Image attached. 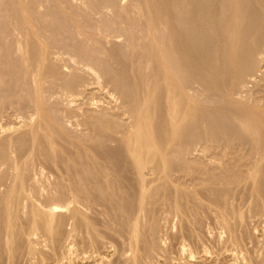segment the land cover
<instances>
[{
  "label": "bare ground",
  "instance_id": "bare-ground-1",
  "mask_svg": "<svg viewBox=\"0 0 264 264\" xmlns=\"http://www.w3.org/2000/svg\"><path fill=\"white\" fill-rule=\"evenodd\" d=\"M122 1V0H121ZM124 2L126 1V0H123ZM122 1V2H123ZM146 1V0H145ZM121 2V3H122ZM127 2V1H126ZM147 2V1H146ZM78 3V2H77ZM24 4V3H23ZM78 4H80V1H79V3ZM124 4V3H123ZM134 4V3H133ZM22 5V4H21ZM108 5V4H107ZM137 5V7H139L140 8V12L141 13H143V12H145V14L144 15H146V13H147V18L145 19V16L144 15H141V16H144L143 18H144V21H143V24H145L142 28H141V26L139 27L138 25V28L136 29V25H134V23H135V21L138 19V17H137V19L136 18H133V16H131L133 19V25L135 26H132V25H130L131 23L130 22H126V23H129V25H130V31H129V33H128V31H127V29L126 30H124V27H125V25H124V27L122 28V29H120L121 31L122 30H124V32L125 31H127V35L125 34V37L124 38H126V41H125V39H124V41H125V43H126V45L128 46L129 44H131V43H134L135 41L137 42V44H136V46L134 47V46H132L133 48H135L136 49V51L138 52L139 51V49H142V47H141V45L140 46H138V44H140L141 42H142V40H141V42L139 41L140 40V33H139V31H142V34H145V35H147L146 37H148V41H149V45H148V47H149V49H147L146 50V57H145V54H143V52H142V55H144V57L146 58V59H144L145 61H147V62H150L151 64H153L155 67L154 68H156L155 70H153L154 68H153V65H151L150 63H148L147 64V62L145 63L144 62V60L142 59V58H140V56L141 55H136V54H139V52L138 53H136L135 52V55L136 56H138V58H140V59H142V62H141V60L139 59L138 61L140 62V63H145L146 65H151L152 67H150V70H151V68H152V74L150 75V73H148L147 72V70H149V69H147V68H149V67H147L146 65H144L145 67H146V69L142 66V64H140L141 65V68L143 67L144 68V70H146V73H148L147 75L150 77V78H148L147 76H145L144 74H142V75H144L143 77H146V78H148V80L147 79H142L143 77H138L137 78V74L141 71V70H138V72H137V70H136V67L134 66V70L136 71H132L130 68H129V66H128V68H129V70H131L135 75V77L137 78V79H141V81L139 80V82H141L140 83V85L141 86H139V88L140 87H143V85L145 86H147L146 88H144L143 87V89L142 90H138L137 89V91H136V93H135V91H134V89H136V87H133V85L134 84H131L132 86L131 87H133L132 89H131V93L133 94L132 96L131 95H129L130 97L129 98H131V99H129V102H130V111L128 110L127 112L130 114V116L129 115H125L126 117H129L128 119H127V121H124V117H122L123 118V120L122 121H124V123L123 124H121L120 122H122L121 120L118 122V123H116V120H115V123L116 124H118V125H116L115 123L113 124V127L115 128V126L114 125H116V126H121L122 128H121V131L119 132L120 133V135L122 134V132H123V136H122V139H120V142L123 144V146H124V149L126 150V152H127V154H128V158H129V160L131 161H128L127 159V155H125L126 156V158H125V160H127L128 162H129V164L130 165H128V167H126L127 166V164H128V162L126 163V166L124 165V167H126V169H127V171L129 172L130 170H131V172H127V171H125V173H128V174H125L124 173V170H126L124 167H123V164H121L122 165V167H120L121 165H115L114 164V162L116 163V162H118L115 158V160L116 161H113V157H114V153H112V151H111V153H112V155H108V154H106V155H104V156H110V158H111V156H113L111 159H112V161H110V160H108L109 162H111L112 164H114V165H109V163L108 162H106V163H108V164H104V161L105 160H101V161H103V163L102 162H100V163H97V162H95V164H92L91 162V164H88L89 163V161H87V164H85V165H83V163L84 162H82V160L83 161H85L86 159H80L81 160V162H79V163H81L80 165H78V167H77V165H76V163H73L74 165H76V166H74V167H77L78 169H70V168H72L71 167V165H70V163H72V161L70 162V160H69V170H67L66 168H61V166H60V164L58 165V164H56L55 162H57V161H53V160H55L56 158H58L57 156L58 155H56V157L53 159L52 157H54L55 156V154L53 153L51 156L52 157H48V155L49 154H51L50 153V151L51 150H56V148L55 149H53V147H56L55 146V144H53L54 142L56 143V144H58L56 141H54V138H55V136H54V138L52 137L53 136V134L55 135V132L57 131V129H55L54 130V128L53 129H51L50 127L51 126H47V124H53V121H51L50 119H49V117L48 118H44V116H43V118L44 119H46V120H50L51 122L49 123H47V124H45L46 122L44 121V119L42 120V119H39V122H43L44 121V123H36V125L37 126H39L38 128H37V126L35 125V123L34 124H31L32 126L33 125H35L36 126V130H35V133L33 134L32 132H33V130L32 131H30L31 133V135L29 134V132H28V135L30 136V137H33L31 140H33V141H31L32 143L30 144V141L28 142L30 145H32V147H33V145L35 146L36 145V143H38L39 145L38 146H40L41 144H45L46 146H44V149H45V147H46V149L49 151V152H47V151H45L46 152V157H48L47 159H49L50 161H51V158L53 159L52 160V164L49 166V167H47V164H45V162H41L40 161V159L42 158H39L38 157V154H40L39 156H41V153L39 152V153H34L33 155H36L37 157H34L35 159L36 158H39V161H38V159H37V161L38 162H40V163H37V164H43L44 165V167H42V166H40L38 169L35 167V169H37L35 172L37 173L36 175H34L33 176V174H34V171L33 170H31V172L33 171V174H31L32 175V177H31V175H29L28 177H26L25 175H24V169H25V166H27L26 164H29V159H31L30 157L32 156V153L31 152H29L28 151V148H29V150L31 151L32 149H30V147H26L27 148V153L24 151V150H22V148L20 149V147L18 146V144H17V142H16V145L19 147V150L21 151H24V152H20V156L22 157L21 159V161L23 162V163H21V164H18V163H16L15 162V159H13L12 158V156H14V155H12V156H10V153L12 154V152H15L16 151V149L15 150H13V151H9V152H7V150L5 151V153L7 152V153H9V155H5V157L6 158H4V160H6L7 159V157L10 159V158H12L13 159V161H11V162H9V161H4V162H1L0 163V173L2 174L3 173V175H4V173H7L8 174V177H3V175L1 176V178H0V264H4V262L2 263V256L4 257V256H6V258H7V260H9V262H10V258L13 256V253H14V248L15 247H17V246H15V243L17 242V241H19L20 242V239H18V238H23V240L25 241V243L27 244V246H28V248L32 251V252H35L36 250L38 251V249H36L37 248V246H41V247H43V249H44V246H53L52 248L54 249V245H55V248H56V245H58V244H63V246H65L66 248H64V249H66V251H67V253L68 254H70V257H73L72 256V254H73V251H75V256H74V259L76 258L78 261H82L81 263L82 264H111V260L113 259V257L115 258L116 257V255H118L119 253H122V254H124V256L126 257H124L122 254V257H124L127 261L126 262H128V264H166V261L165 260H168V258L166 257V259H164L165 258V256H163L164 258H161L162 256H157L156 254V256H154L153 254H151L152 252H155L154 250L150 253V256L148 255L147 256V254H145L146 253V251H144L143 249H146V250H148L147 248H144V246H143V241L144 240H147L146 238H149V240H150V237L149 236H151V232H152V230H153V232L155 233L156 231H154V230H156V229H154V226H153V221L155 220V218L156 217H159V219H161L160 217H162V219L163 220H165V223H164V221L163 220H158V219H156L157 221H159L160 223H161V221H163V223L165 224V227L168 229V228H172V226H173V222H174V220L175 219H177L178 221H179V224L177 223V225H178V227L180 228V230L181 229H183V230H185V228H187V227H190L191 226V223L193 224V220L195 221V217L193 218V220H192V217H193V215L192 214H194L193 212H197L196 210L198 209V208H200V207H198V206H196V204L198 205V200L200 201L201 199H202V201L201 202H204V200H207L209 197H210V195H208L209 197H207V198H205V199H203L202 197H201V199H197V203L194 201V204L195 205H193L192 204V206L191 205H187V204H185V203H192V201L195 199L196 200V198H193V200L192 201H190L191 200V197H190V199L189 200H185V198H187V196H190V195H193L194 197H197V195L199 194L200 195V193H205L206 191H208V189H206L205 187H209L208 185L209 184H207V186H206V183H208V182H210V183H212V186H213V182L216 180V175H214L215 173H217V177H219L220 176V168L218 167V166H221V165H223L222 163H218V165H216L215 167H217V168H219V170L220 171H218L219 172V174H218V172H216L215 170H217V168L214 170V172L215 173H213V169L211 170V168L210 169H208L205 165H204V163H203V166H204V169H202V170H198L197 169V171H195V172H193V173H182L181 171L180 172H178L177 171V173L175 174V172L173 173V175L172 174H170L169 172V174L167 173V167L168 166H166L167 164H168V161H167V159H169V158H165L166 156H167V154L168 153H170L171 151H169V150H173V149H171L172 148V146L176 143H173V145L170 147V149H169V146L172 144L171 142H174V140H175V136L177 135V134H179V132L181 133V131H183V129H185V127H186V125H188L187 124V122L189 121V119L193 116L194 117V115L196 114V112H195V110H196V106L192 103V101H191V99L189 98V96H188V92H187V88L185 89V85H183V87L181 86V84L180 83H178V80H182V77H180V73H182L181 71H188L189 70V72H195V74H193V75H200V76H198L199 78L202 76V75H205V80L207 81V80H210L211 81V83H212V85H213V89L211 90V88H209V90H211L210 92H211V95H210V93H208V92H206V91H204L203 90V92H205V93H208L207 95H210V96H212V97H214V96H220V97H222V98H224V100L223 101H225L227 104L226 105H228V107L230 108V109H233L234 110V113H233V111L232 110H230V112L231 113H233V114H235V118H236V121H235V123L237 122V126L239 127V128H241V129H238V130H243L244 131V133H246L247 135H249L250 136V141H252V146L254 147V148H256V152H257V154H258V156L259 157H257L256 156V158L255 157H253V158H251V157H248V156H251V155H248V156H246L247 155V153H246V155H245V157L249 160V158H251V160H249L250 162H248V160L247 159H245V160H247V162H245V164H241V167L242 168H244V169H242V171H243V173H241V178L239 177V179L238 180H240V181H237V179L235 180V178H234V180H233V182H236L237 181V183L239 182V183H243V182H245V184H243V186H242V183L241 184H239L240 186H237V187H242V189H243V187H244V185H247V187H250V191L251 192H249L250 194H252V196L254 195V196H256L258 199L256 200V201H258L259 199L264 203V184L262 185L261 184V178L263 177L262 176V174L264 175V173L262 172V170L264 169V163H263V161H264V108L262 107V106H264V105H262L261 107H260V104L259 105H257V104H252V103H259L258 101V99L256 98L255 100H253V98H252V101H248V99L249 100H251V98L249 97V92L247 91V93L245 92V91H242V90H240L239 92H235V93H233V92H231V93H229V91L228 92H226V91H223L222 89V87H220L221 85H220V83H221V81L223 80V81H227L226 79H227V76H226V79H225V74L227 75L228 73H225V70L223 71V73H225L224 74V79H220V81H217V76L216 75H214V73L216 74V72H218L219 73V71H214L215 70V68H214V70H213V68H212V66H213V64L211 65V67H210V64H209V62H207V64H209V66L207 65H205L204 63H205V58H207V55L208 54H210L209 52H211L212 50H214V51H218L219 53L221 52V55H223V53H227V56L226 55H224V56H226L227 58L229 57L228 56V54L229 55H233V56H230V58L231 59H229V61H228V59L226 60V59H224V61H225V63H226V61L228 62V66H226V64L224 63V61L223 62H221L222 63V65H224V67L226 66V67H228L229 69L232 67V65L234 64V62H235V65H236V62H240L242 59H243V63H244V58L245 59H247V61H249V59L252 61V65H253V60H254V58H256V57H258V56H260L261 57V59H263L262 57H264L263 55L261 56V54H263L264 53V0H154V2H147L144 6H143V10L141 9V7H140V5L139 4H137V3H135L134 4V6H136ZM23 6V5H22ZM78 6V5H77ZM113 6V5H112ZM130 6H133V5H130ZM19 7V6H18ZM24 7V6H23ZM75 7V6H74ZM17 8V7H16ZM25 8V7H24ZM78 8H80V7H78ZM111 8V7H110ZM124 8V7H123ZM21 9H22V7H21ZM20 9V10H21ZM25 9H27V8H25ZM77 9V8H76ZM116 9H118V8H116ZM126 9H128V8H126ZM125 9V10H126ZM101 10V9H100ZM104 10V9H103ZM112 10V9H111ZM134 10H135V8H134ZM99 11V10H98ZM97 11V12H98ZM116 11V10H115ZM122 11H124V10H122ZM131 12H132V10H130ZM136 11V10H135ZM195 11V12H194ZM20 12V11H19ZM27 12H28V10L25 12L26 13V16H27ZM96 12V11H95ZM96 12V13H97ZM121 12V11H120ZM120 12H119V14H120ZM134 12V11H133ZM132 12V13H133ZM139 12V11H138ZM138 12L136 13V12H134L135 14H138ZM192 12L193 13H195V15H193L192 14ZM206 12V13H205ZM23 13H24V10H23ZM23 13L21 14V15H23ZM100 13H102V15L105 17V14L106 13H104V11L102 12V10H101V12ZM113 13V12H112ZM115 13V12H114ZM123 13V12H122ZM120 14V15H123V14ZM124 13H126V11L124 12ZM205 13V14H204ZM107 14H109L108 12H107ZM118 14V13H117ZM116 14V15H117ZM127 14H129L128 12H127ZM97 15V14H96ZM138 15H140V14H138ZM204 15H206V16H204V18L206 17V18H208V19H206V20H208V21H210L209 23L210 24H206V23H208V22H206L204 19H202L203 18V16ZM25 16V15H24ZM101 16V15H100ZM99 16V17H100ZM103 16H101L100 18H102V22H100L99 20V22H100V28H99V30L101 29L103 32H101L100 31V33H105L104 32V28H103V25H101V23H103V19H104V17ZM115 16V15H114ZM118 16V18H119V15H117ZM125 16V15H124ZM123 16V17H124ZM127 16V15H126ZM140 16V17H141ZM23 17V16H22ZM28 17V16H27ZM94 17V16H93ZM109 17V16H108ZM113 17V16H112ZM122 17V18H123ZM129 17H130V15H129ZM129 17L127 16V18H125V19H127V21L129 20ZM136 17V16H135ZM97 18V17H96ZM110 18V17H109ZM108 18V19H109ZM142 18V17H141ZM225 18H227V20L225 19ZM112 19V18H111ZM124 19V20H125ZM134 19H136L135 21H134ZM140 19V18H139ZM138 19V20H139ZM23 20V19H22ZM101 20V19H100ZM116 20H118V19H116ZM132 20L130 19V21L132 22ZM220 20H222V22H223V20H225V21H227L226 23L227 24H225L226 26L224 27V25H222L220 22ZM27 21H30V22H32V20H27L26 19V22ZM93 21H94V19H93ZM105 21V20H104ZM108 21V20H107ZM106 21V22H107ZM141 21V20H140ZM204 21L206 22L205 24H204ZM218 21H219V23H218ZM26 22H24V23H26ZM94 22H96V21H94ZM113 22V21H112ZM122 22H125V21H123L122 20ZM137 22V21H136ZM24 23H22V24H24ZM90 23H92L93 24V22H90ZM111 23V22H110ZM116 23V22H115ZM139 23V22H138ZM28 24V23H27ZM27 24H25L24 26H27V27H29V25H27ZM92 24H91V26H92ZM97 24V23H96ZM96 24H94L95 26H96ZM107 24H108V22H107ZM123 24H125V23H123ZM99 25H97V26H99ZM109 25V24H108ZM111 25V24H110ZM127 25V24H126ZM140 25V24H139ZM31 26V25H30ZM88 26V25H87ZM114 26V25H113ZM116 27H117V24L115 25ZM119 26V25H118ZM32 27V26H31ZM102 27V28H101ZM107 26H105V28H106ZM128 27V26H127ZM144 27H145V30H141V29H144ZM34 28V27H33ZM32 28V29H33ZM85 28V27H84ZM83 28V29H84ZM95 28V27H94ZM109 28H112V27H109ZM115 28V27H114ZM30 30V27H29V30H30V32L31 31H34V30ZM83 29H79V32L81 31L82 33H83V35L85 36L86 34H87V32L88 31H86V34H84L85 32L84 31H82ZM93 29V28H92ZM119 29V28H118ZM133 29L134 30H136L137 32H135V31H133ZM21 30H23L22 28H21ZM29 30L27 31V35H29ZM59 30V29H58ZM89 30V29H88ZM106 31L108 30V29H105ZM112 30V29H111ZM117 30V29H116ZM120 30H118V32L120 31ZM16 32L18 31V29L17 30H15ZM25 31V30H24ZM57 31V30H56ZM78 31V30H77ZM77 31L75 30L74 32H76L77 33ZM91 31V30H90ZM93 31V30H92ZM95 31H97V29L95 30L94 29V31H93V33L95 32ZM37 32V31H36ZM36 32H34V34L36 35V38H37V33ZM59 32V31H58ZM80 32V34H82ZM117 32V31H116ZM23 33V32H22ZM45 33V32H44ZM56 33V32H55ZM98 34H99V32H97ZM96 33V34H97ZM108 33V32H107ZM107 33H105V34H99L100 36L99 37H103L104 39H105V42L107 41L106 40V34ZM209 34L210 36H211V38H207L204 34ZM32 34V33H31ZM45 34H47V33H45ZM56 34H58V33H56ZM56 34H54V35H56ZM75 34V33H74ZM79 34V35H80ZM90 34V33H89ZM97 34V35H98ZM111 34V33H110ZM110 34H109V36H110ZM120 34V33H119ZM119 34H117V38H116V35L114 36L116 39H119L118 38V35ZM123 34V33H122ZM18 35V34H17ZM17 35H15V36H17ZM26 35V36H27ZM40 35V34H39ZM54 35L52 36V37H54ZM62 35V34H61ZM76 35V34H75ZM90 35H92V33L90 34ZM96 35V36H97ZM108 35V34H107ZM112 35V37H113V35L114 34H111ZM121 35V34H120ZM14 36V35H13ZM30 37H31V35H29ZM34 35H32V37H33ZM44 36V35H43ZM59 36H60V34H59ZM59 36L57 37V39L59 38ZM84 36H82V37H84ZM88 36V35H87ZM95 36V35H94ZM105 36V37H104ZM109 36H107L108 38H109ZM122 36V35H121ZM127 36V37H126ZM138 36H139V38H138ZM203 36H205V38H207V39H210V40H212V42L210 41V43L208 42V43H206V41L205 42H203L202 43V39H205V38H202ZM17 37H19V36H17ZM22 37V36H21ZM31 37V38H32ZM42 37V36H41ZM44 37H46V36H44ZM47 37H48V35H47ZM50 37V36H49ZM81 37V38H82ZM93 36H91V38H92ZM99 37H97V38H94V39H96V41H97V43L99 42V47H97L98 49H100V50H98L97 51V53L98 54H101L100 56H102V58L103 59H105V56H110L113 52H115L116 50H115V48H112V47H115L116 45H117V47L119 48V46H118V44H119V42L117 43V44H115V46H114V43H116L115 41H116V39L114 40L112 37H110V38H112L114 41V43H112V44H107L106 43V45L103 43V38L102 39H100ZM142 37H144V36H141V38ZM30 38V40L29 41H31L32 39ZM35 38V37H34ZM33 38V39H34ZM65 38V37H64ZM87 38V40H88V42H90L89 41V39L91 40V38H90V36L89 37H86ZM89 38V39H88ZM92 38V39H93ZM120 38H122V37H120ZM23 39V38H22ZM37 39H39V37L37 38ZM41 39V38H40ZM44 39H47V38H44ZM68 39V38H67ZM66 39V40H67ZM98 39V40H97ZM144 39V38H143ZM206 39V40H207ZM18 40H21V39H19L18 38ZM35 40V39H34ZM33 40V41H34ZM42 40V39H41ZM48 40H51V39H48ZM52 40H54V38L52 39ZM62 40V39H61ZM82 40H84V39H81V43L83 42ZM86 39L84 40V42H86L87 41ZM111 39H109V41H110ZM145 40H147L146 38H145ZM15 41V40H14ZM38 41V40H37ZM40 41V40H39ZM46 41V40H45ZM54 41H56V38H55V40ZM58 41V40H57ZM96 41L94 40H92L91 42H93V44L95 45V46H98V45H96ZM109 41H107V42H109ZM193 41H195V42H193ZM208 41V40H207ZM35 42H36V40H35ZM40 42H42V43H45V42H43V41H40ZM51 42L52 41H50V44H51ZM59 42H60V40H59ZM59 42L58 43H56V44H58L57 46H59V50H55L56 48L58 49V47H56V48H53L54 49V51L52 50L51 51V49H52V47L53 46H51L50 47V45L49 46H47V48L49 49L50 48V51H43V50H41L40 48H41V46H40V44L41 43H39V42H37V44L39 43V49H40V51L43 53L42 54V56L40 57V55L41 54H34L33 53V55H32V57L34 56L35 57V55H38L40 58H38V56H37V59H39V63H38V65H37V67H38V69L40 68L41 69V67H42V71H43V68H45L44 70H46V67H44V66H47L48 64L50 65V61H53L54 60V62H55V58H59L60 57V55L59 54H61V52H60V50L64 53V54H66V49L68 50V53H69V51H70V53L71 52H73L74 53V51L76 52V50H77V47H73V48H76L75 50L72 48V50H71V47H72V45H71V47L69 46V49L68 48H66V49H64V47H66L64 44L66 43H60V45H62L63 44V48H62V46H61V48L62 49H60V45H59ZM62 42H63V40H62ZM69 42H70V40H69ZM80 42V40L78 39V44H81V43H79ZM110 42H112V40L110 41ZM147 42V41H146ZM16 43H17V40H16ZM19 43V45H20V43H22V42H18ZM30 43H32V41L30 42ZM53 43V42H52ZM206 43V44H205ZM35 44V43H34ZM33 44V45H34ZM46 45H47V43H45ZM45 44H43L44 46H45ZM54 44V43H53ZM67 44V43H66ZM74 44V43H73ZM77 44V45H78ZM86 44L87 43H85L84 45L86 46ZM148 44V43H147ZM18 45V44H17ZM26 45V44H25ZM36 45V44H35ZM34 45V46H35ZM42 45V44H41ZM42 45V46H43ZM76 45V44H75ZM76 45V46H77ZM83 45V44H82ZM83 45V46H84ZM88 45V44H87ZM89 45H90V43H89ZM88 45V47H90ZM94 45H91V47H92V49H91V51L93 52V53H95L96 51H94V49H96V48H93V46ZM110 45H113L112 47L110 46ZM132 45V44H131ZM131 45H129V46H131ZM142 45H145L143 42H142ZM22 46V45H21ZM44 46L42 47V49L44 48ZM56 45H54V47H55ZM79 46V45H78ZM94 46V47H95ZM108 46H110V48L113 50H115V51H110V55H108L107 54V52H108V50H107V52H106V50L105 49H107V47ZM23 47V46H22ZM36 47V46H35ZM46 47V46H45ZM87 47V46H86ZM86 47H84V48H82L83 49V51H86V50H88V47H87V49L86 50H84ZM90 47V48H91ZM138 47H140V48H138ZM146 47L147 46H145V49H146ZM24 48V47H23ZM46 48V49H47ZM90 48H89V50H90ZM138 48V49H137ZM20 49V48H19ZM28 49V48H27ZM31 49H32V46H31ZM30 49V50H31ZM35 49V48H34ZM33 49V50H34ZM39 49H37V51L39 50ZM47 49V50H48ZM82 50L81 49V45H80V47H78V50ZM117 49V48H116ZM228 49V50H227ZM103 50H105V52L103 51ZM118 50H120V48L118 49ZM128 50H129V48H128ZM127 50V51H128ZM144 50V49H143ZM142 50V51H143ZM18 52H19V50H17ZM17 51H15V52H17ZM22 50H20V52H21ZM36 51V50H35ZM35 51H33V52H35ZM91 51L89 52V51H87V52H89V54L91 53ZM99 51H102V53H105V54H107V55H103L101 52H99ZM126 51V52H127ZM130 51H131V49H130ZM129 51V52H130ZM133 51H135L134 49H133ZM145 51V50H144ZM226 51V52H225ZM228 51V52H227ZM78 52V51H77ZM119 55H120V52L119 51H116ZM128 52V53H129ZM147 52H149V53H147ZM213 52V51H212ZM37 53V52H36ZM67 53V54H68ZM70 53L68 54L69 55V57H70ZM85 53V52H84ZM93 53H91V54H93ZM117 53H116V55L114 54V56H118L117 55ZM132 53H134V52H132ZM131 52H130V54H132ZM215 53V52H214ZM64 54H63V56H64ZM66 54V55H67ZM75 54V53H74ZM76 54H79V52L78 53H76ZM80 54H81V51H80ZM79 54V55H80ZM112 54V55H113ZM124 54V53H123ZM140 54H141V52H140ZM22 55V54H21ZM65 55V57H67ZM73 55V54H72ZM82 55V54H81ZM80 55V56H81ZM84 55H87V57H85V59L83 58V56ZM84 55H82V58L84 59L83 61H82V58H81V60H79V61H81V62H79V61H77V63L79 64H81V63H83V65L85 66L84 68L86 69V70H88L89 72H92V69L90 68V66L93 64V62L97 59V58H95L96 56L95 55H97L96 53L95 54H93L92 55V57H94V60H93V62H92V60L91 59H93L92 57H91V55L89 56L88 55V53H86V54H84ZM112 55H111V57H112ZM133 55V54H132ZM135 55H133L134 56V59H135ZM215 55V54H214ZM218 55V54H217ZM220 55V54H219ZM218 55V56H219ZM98 56V55H97ZM113 56V57H114ZM122 56V55H121ZM128 56H129V54H128ZM213 55L211 54V57H212ZM17 57V56H16ZM20 57V56H19ZM18 57V58H19ZM24 57V56H23ZM30 57H31V55H30ZM52 57H54V59H52ZM74 58V56H71V58ZM78 57V56H77ZM91 57V58H90ZM119 57V56H118ZM125 57V56H124ZM141 57H143V56H141ZM143 57V58H144ZM216 56H214V58H215ZM221 57H223V56H221ZM225 57V58H226ZM254 57V58H253ZM259 57V58H260ZM17 58V59H18ZM36 58V57H35ZM61 58V57H60ZM101 57H100V59H102ZM115 58V57H114ZM114 58H112L113 60H115V62H116V60H118L119 58H116V59H114ZM126 59H129L130 58V56L127 58V56L125 57ZM133 58V57H132ZM137 58V59H138ZM210 58V55H209V57H208V59ZM213 58V59H214ZM219 59H218V61L220 60V57H218ZM16 59V60H17ZM64 59V57H62V60ZM65 59H68V58H65ZM76 59H79V58H76L75 57V60ZM98 59H99V56H98ZM102 59V60H103ZM108 60H110V57L109 58H107ZM123 59V58H122ZM125 59V60H126ZM131 60V62L132 61H136V59L135 60ZM217 59V58H216ZM57 60V59H56ZM59 60V59H58ZM57 60V61H58ZM107 60V61H108ZM211 59H209V61H210ZM233 60V61H232ZM28 61H30L29 59H28ZM33 61H36L34 58H33V60L32 61H30V62H33ZM68 61V60H67ZM100 61V60H99ZM118 61H120V63L122 64V61L119 59ZM118 61L116 62V63H118ZM206 61H207V59H206ZM213 61V60H212ZM231 61H232V63H231ZM256 61V60H255ZM254 61V62H255ZM53 62V63H54ZM61 62V61H60ZM60 62H59V64H60ZM65 61L63 60V64H67V62L66 63H64ZM68 62H70V60L68 61ZM71 62L73 63V60H71ZM96 62V63H95ZM94 63V65H95V67L96 66H98L99 64H103L104 62L103 61H101V63L99 62V63H97L98 62V60L97 61H95ZM105 62H106V59H105ZM111 62H112V60H111ZM115 62H112V63H114L113 65H115L116 63ZM123 62H124V59H123ZM130 62V67H131V65L133 66V65H135L136 63L135 62H133L134 64H132ZM137 62V61H136ZM215 62V61H214ZM229 62L231 63L230 65V67H229ZM262 62V61H261ZM264 62V61H263ZM23 63H25L24 61H23ZM56 63H58V62H56ZM76 63V62H75ZM75 63H73L74 65H76ZM107 63H109V61L107 62ZM120 63H118L119 64V66L121 65ZM128 63V62H127ZM216 64H218V62H215ZM220 63V61H219V64H221ZM249 63V65L251 64L250 62H248ZM247 63V64H248ZM27 64V63H26ZM34 64H36V62L34 63ZM63 64H62V66H63ZM69 64H71V63H69ZM69 64H67L68 66H70ZM110 64V63H109ZM126 64V63H125ZM139 63H137V65H138ZM245 64H246V62H245ZM257 66H258V60H257V63H255ZM254 64V65H255ZM259 64H260V61H259ZM33 65V64H32ZM31 64H30V68H31V66H32ZM51 65H52V63H51ZM54 65V64H53ZM67 65H64V67L65 68H68L67 67ZM73 65V66H74ZM83 65H78V67L79 66H83ZM103 65H105V63L103 64ZM102 65V66H103ZM107 65V64H106ZM111 65V68H113L114 70H117V71H119V69H120V67L119 66H117L119 69H115V66L113 67L112 66V64H110ZM139 65V66H140ZM221 65V66H222ZM261 65V64H260ZM26 66H28V65H25V67ZM73 66H72V64H71V67H69L70 69L71 68H73ZM126 66V65H125ZM218 67H219V65H217ZM220 66V67H221ZM234 66V65H233ZM236 66H238V64L236 65ZM245 66V65H244ZM20 67H21V65H20ZM49 67V66H48ZM50 67H53V66H50ZM49 67V68H50ZM64 67H61L62 69L64 68ZM94 66H93V71H94V69H95V71L96 70H98L99 71V68H100V66H99V68H95ZM123 67V66H122ZM121 67V68H122ZM216 68V69H219V68ZM256 66H253V68H255ZM260 67V66H259ZM34 68H35V70L37 69L36 67H33V69L32 70H34ZM56 72L58 73L59 71H61L62 72V70H57L58 68H59V66H58V68H57V65H56ZM61 68H59V69H61ZM64 68V69H65ZM80 69H82L81 67H79ZM104 68V67H103ZM103 68H100V69H102V70H104ZM125 68H127V67H125ZM124 68V69H125ZM137 68H138V66H137ZM212 68V69H211ZM222 68V69H221ZM219 70H223V67H221ZM233 68V71L235 70L234 68L235 67H232ZM247 68V67H246ZM249 69H250V67H248ZM22 69V68H21ZM37 69V70H38ZM39 69V70H40ZM53 69V68H52ZM52 69H50V70H52ZM63 69V70H64ZM70 69H68L67 70V72L70 70ZM74 69H76L75 68V66H74ZM79 69V70H80ZM133 69V68H132ZM140 69V68H139ZM229 69H226V71L227 70H229ZM258 68H256V70H257ZM23 70V69H22ZM47 70H49V69H47ZM107 70H108V68H107ZM107 70H105V71H107ZM121 70V69H120ZM125 70H127V69H125ZM143 70V73H145V71ZM191 70V71H190ZM193 70V71H192ZM237 70V69H236ZM260 70V69H259ZM13 71V70H12ZM18 70H16V72H17ZM24 71V70H23ZM26 71V70H25ZM53 71V70H52ZM52 71H49V73L50 74H52ZM65 72H66V69L64 70ZM63 71V72H64ZM76 71H78V68H77V70ZM96 72V73H99V72ZM101 71V70H100ZM122 71V70H121ZM120 71V72H121ZM232 71V70H231ZM232 71V72H233ZM244 71H246L245 69H244ZM261 71V70H260ZM262 71H264V70H262ZM19 72V71H18ZM62 72V73H63ZM66 72V73H67ZM71 73L73 72V71H70ZM81 72L83 73V71L81 70ZM86 72V75H87V71H85ZM102 72V71H101ZM100 72V73H101ZM112 72V71H111ZM119 72V75L121 74ZM127 72V71H126ZM227 72H230V70L229 71H227ZM240 72V71H239ZM238 71L236 72L237 74L239 73ZM248 72V71H247ZM254 72H259L258 70L257 71H255L254 70ZM22 73V72H21ZM20 73V74H21ZM30 73V72H29ZM39 73V76H43V74L41 75L40 74V71L38 72ZM37 73V74H38ZM60 73V72H59ZM78 73H79V71H78ZM77 73V74H78ZM105 75L104 76H106V78H110L111 77V74H108V71L105 73V72H103ZM109 73H110V70H109ZM112 73H114L115 74V72L113 71ZM118 73V72H117ZM127 73H130V72H127ZM141 73H142V71H141ZM145 73V74H146ZM185 73V72H184ZM183 73V74H184ZM218 73H217V75H218ZM221 73L222 72H220V76H218V77H220V78H222V75H221ZM241 73V72H240ZM240 73H239V75H240ZM243 73V72H242ZM261 73H263V72H261ZM261 73H259L260 74V76H261ZM11 74V73H10ZM15 74V73H14ZM34 74V73H33ZM32 73H31V77H32V75H33ZM37 74H35L36 76H37ZM53 74H55V73H53ZM75 74V73H74ZM186 74H187V72H186ZM192 74V73H191ZM236 74V75H237ZM252 74V72L250 73V75ZM258 74V73H257ZM2 75V74H1ZM29 75V74H28ZM46 77H47V75L46 74H44ZM58 76H60L59 74H57ZM68 75V74H67ZM76 75V74H75ZM98 75V74H97ZM108 75H110V76H108ZM113 75V74H112ZM117 75V74H116ZM118 75V76H119ZM121 75H123V74H121ZM131 75V74H130ZM130 75H129V77L124 73V75L122 76L123 77V79H124V77L125 76H127L124 80H126L127 78H129L130 79ZM141 75V74H140ZM139 74H138V76H140ZM141 75V76H142ZM231 75V76H230ZM230 75L228 74V76H229V78H231L232 76L234 77V75H233V73H231L230 72ZM235 75V76H236ZM248 75V74H247ZM3 76V75H2ZM30 76V75H29ZM34 76V75H33ZM36 76H34V77H32L33 79H34V84L35 83H37L38 81L39 82H41V79H42V81H43V78L41 77V78H39V76H37V78H38V80H36ZM44 76V77H45ZM48 76H51V75H48ZM55 76H56V74H55ZM53 77V75L51 76L52 78H55V81H57V76L56 77ZM65 76H66V74H65ZM74 76V75H73ZM88 76H89V74H88ZM87 76V77H88ZM91 76V75H90ZM95 76V75H94ZM99 76V75H98ZM97 76V77H98ZM131 76H133V75H131ZM133 76V77H134ZM50 77V78H51ZM62 77H63V74H62ZM68 77V76H67ZM92 77H93V73H92ZM91 77V78H92ZM102 77H103V74H102ZM113 77H114V75H113ZM112 77V78H113ZM179 77H180V79H179ZM191 77H192V75H191ZM194 77V76H193ZM198 77H196V78H198ZM233 77H232V79H233ZM237 77H238V75H237ZM249 77V76H248ZM258 77V76H257ZM257 77H256V74H254V75H252L251 76V79H250V81L253 83H255L256 81H257ZM29 78V77H28ZM49 78V77H48ZM49 78V79H50ZM50 79V80H52V82H54L53 80L54 79ZM57 78V79H56ZM61 78V77H60ZM59 78V79H60ZM75 78V77H74ZM77 78H79V77H77ZM93 78H96V77H93ZM93 78H92V80H93ZM108 78V79H109ZM111 78V79H112ZM119 78V77H118ZM121 78V77H120ZM132 78V77H131ZM195 78V79H196ZM199 78H198V80H199ZM202 78V77H201ZM229 78H228V81L230 82V80H232V79H230L229 80ZM239 78V77H238ZM240 78H242L241 76H240ZM239 78V79H240ZM261 78V77H260ZM4 79V78H3ZM21 79V78H20ZM48 79V80H49ZM65 79V78H64ZM113 79H116L115 77L113 78ZM137 79H134L135 81L137 80ZM194 79V80H195ZM237 79V78H236ZM258 79H259V77H258ZM5 80V79H4ZM36 80V81H35ZM47 80V79H46ZM72 80H73V78H72ZM78 80H80V79H78ZM86 80H89V79H86ZM86 80L84 81V82H86ZM97 79H95V80H93L94 82L96 81ZM103 80V79H102ZM121 80V79H120ZM124 80H123V82H124ZM131 80V79H130ZM133 80V79H132ZM131 80V81H132ZM142 80H147V81H142ZM187 80V79H186ZM190 80V79H189ZM188 80V81H189ZM204 80V81H205ZM219 80V79H218ZM233 80H235V78L233 79ZM232 80V81H233ZM241 80V79H240ZM243 80V79H242ZM241 80V81H242ZM248 80H249V78H248ZM263 80V79H262ZM25 81V80H24ZM44 81H45V79H44ZM43 81V82H44ZM62 81V80H61ZM63 81H65V80H63ZM62 81V82H63ZM90 81V80H89ZM105 81V80H104ZM107 81V80H106ZM112 82H113V80H111ZM117 81V80H116ZM116 81L115 82H113L112 84L113 85H115V83H116ZM131 81H129L130 83H131ZM138 81V80H137ZM136 81V82H137ZM200 81H202L201 79H200ZM199 81V82H200ZM245 81V80H244ZM2 82V81H1ZM22 82V81H21ZM30 82H31V80H30ZM51 82V81H50ZM51 82V84L53 85V83ZM60 81L58 80V82H54L56 85L55 86H57L56 88H59V90L57 89V90H54L53 88V86H52V88H50V90L52 89L53 90V92L54 91H58V92H60V90H63V89H60V85L62 84L61 82V84L59 83ZM76 82H78L77 80H76ZM81 82H82V85H83V77H82V80H81ZM88 82V81H87ZM87 82H86V84H87ZM93 82V83H94ZM102 82V81H101ZM125 82H127V83H129L128 81H125ZM138 82V83H139ZM143 82H144V84H143ZM147 82V83H146ZM185 82V81H184ZM220 82V83H219ZM235 83H236V80L234 81ZM243 82V81H242ZM261 82V81H260ZM259 82V83H260ZM263 82V81H262ZM44 83H46V81L44 82ZM43 83V84H44ZM47 83H48V81H47ZM57 83H59L60 85H58ZM97 81H96V84H95V86L97 85ZM118 84H119V86H120V83L119 82H117ZM127 83H126V85H127ZM132 83H134V82H132ZM138 83H136V85L138 84ZM146 83V84H145ZM186 83V82H185ZM202 83V82H201ZM223 83H226V82H223ZM247 83V82H246ZM258 83V84H259ZM33 84V83H32ZM39 84V83H38ZM38 84H37V86H38ZM42 84V83H41ZM43 84H42V86L41 85H39V87L40 88H42L43 87ZM49 84V83H48ZM67 84V82L65 83V85ZM72 84V83H71ZM71 84H70V86H71ZM73 84H75V83H73ZM77 84V83H76ZM85 84V87H84V89H82V88H80L82 85L80 84H77V90L78 91H75V92H71V93H69V92H67L66 90H67V85H66V92L67 93H69L70 95H68L69 96V101H71V102H76V101H82V97H84L85 95V97H87V93L90 91V90H92L93 92L95 91V86H94V84H92L91 83V81L88 83V85H86ZM99 84V83H98ZM107 84H111V83H107ZM106 84V85H107ZM118 84H116V89H119V87L117 86ZM121 84H123V83H121ZM162 84H167L168 85V89H167V86H166V88H165V86H164V90H163V92L162 93H164V92H166L165 90H168L167 91V96H166V94H165V96H163V94H161L162 96H163V99H165V98H167L166 99V102H164V104L166 103V107L164 108V111L162 112V113H159V111L161 110V109H159V107L157 106L158 104H157V102L155 101L156 99L155 98H157V100H158V94H160V93H158L157 94V92H159V88H161L162 86ZM195 84V83H194ZM203 84H205V82L203 83ZM248 84V83H247ZM24 85V84H23ZM28 85H30V84H28ZM63 85L64 84H62L61 85V87H63ZM94 86V87H92V89H91V87H88V86ZM113 85H112V87H113ZM124 85V84H123ZM188 85H191L190 84V82H189V84ZM197 85V84H196ZM199 85V84H198ZM206 85V84H205ZM220 85V86H219ZM229 85V84H228ZM230 85H232V83H230ZM229 85V86H230ZM234 85H236V84H234ZM260 85V84H259ZM21 86V85H20ZM33 85H30V87H32ZM36 86V84L34 85V87ZM48 86H50V85H45L44 87L46 88V87H48ZM69 86V87H70ZM74 86H76V85H74ZM80 86V87H79ZM84 86V85H83ZM122 86V85H121ZM129 86H130V84H129ZM161 86V87H160ZM194 86V85H193ZM193 86H191V87H193ZM204 86V85H203ZM202 86V87H203ZM208 86V85H207ZM229 86H228V88H229ZM262 86V85H261ZM22 87H24V86H22ZM38 87V88H39ZM68 87V88H69ZM101 87V84H100V86L98 87V90L99 89H101L100 88ZM118 87V88H117ZM123 87V86H122ZM121 87V88H122ZM125 87V86H124ZM123 87V88H124ZM131 87H129V88H131ZM231 87H233V86H230V89H231ZM33 88V87H32ZM32 88H29V89H31L32 90ZM49 88V87H48ZM64 88V87H63ZM64 88V89H65ZM72 88V87H71ZM96 88H97V86H96ZM104 87H102V89H103ZM109 88V87H108ZM120 88V89H121ZM122 88V89H123ZM125 88H127V86L125 87ZM124 88V89H125ZM190 88V87H189ZM196 88V87H195ZM201 88V87H200ZM203 88H206V87H203ZM203 88H201V89H203ZM239 88V87H238ZM251 88V87H250ZM24 89H25V87H24ZM27 89V88H26ZM35 89V88H34ZM33 89V90H34ZM43 89V88H42ZM42 89H39V90H41L40 92H39V94L42 92V91H44V92H42L43 94H46L47 93V91L44 89V90H42ZM73 89H75V88H73ZM82 89V91H80V90ZM112 89V88H111ZM110 89V90H111ZM115 89V88H114ZM121 89V90H122ZM124 89H123V91H124ZM158 89V90H157ZM208 89V88H207ZM234 89V88H233ZM36 91H37V88L35 89ZM38 90V91H39ZM51 90V91H52ZM76 90V89H75ZM105 90V89H104ZM195 90V89H194ZM208 90V91H209ZM228 90V89H227ZM261 90V89H260ZM21 91H23V90H21ZM28 91H30V90H28ZM27 91V92H28ZM65 91L63 90V91H61V93H60V95L61 94H65ZM91 91V92H92ZM96 91H97V89H96ZM95 91V92H96ZM108 91V90H107ZM129 91H127L126 92V89H125V93L128 95V93H129ZM132 91H134V93L132 92ZM252 91H255L254 89H252ZM31 92V91H30ZM29 92V93H30ZM46 92V93H45ZM48 92H49V90H48ZM52 92V93H53ZM64 92V93H63ZM92 92V93H93ZM97 92H99V91H97ZM102 92V91H101ZM109 92V91H108ZM113 92H114V90H113ZM116 93H117V91H115ZM122 92V91H121ZM121 92H118L119 94H118V97L120 96V93ZM189 92H190V90H189ZM196 93V95H197V91H195ZM202 92V91H201ZM245 92V93H244ZM251 92V91H250ZM37 93V92H36ZM42 93H41V95H42ZM51 93V94H52ZM57 93V92H56ZM66 93V94H67ZM105 93V92H104ZM107 93V92H106ZM110 93V92H109ZM124 93V92H123ZM130 93V94H131ZM242 93L244 94V98H246L247 97V99H244L243 97H240V96H243L242 95ZM253 93V92H252ZM257 93V92H256ZM26 94V93H25ZM38 94V93H37ZM122 94V93H121ZM125 94V95H126ZM232 94H236L235 95V97L232 95ZM246 94H248V96L246 95ZM259 94V93H258ZM35 95V94H34ZM41 95H38L39 96V98L41 99L42 97H43V95L41 96ZM50 95V94H49ZM49 95H48V97H49ZM57 95H58V93H57ZM59 95V96H60ZM116 95V94H115ZM124 95V96H125ZM189 95H190V93H189ZM192 95V94H191ZM254 95V94H253ZM30 96V95H29ZM33 96V95H32ZM63 96V95H62ZM109 96V95H108ZM122 96H123V94H122ZM157 96V97H156ZM199 96V95H198ZM53 97H54V95H53ZM61 97V96H60ZM98 97V96H97ZM99 97H100V95H99ZM121 97V96H120ZM165 97V98H164ZM202 96H200V98H201ZM212 97H210V98H212ZM219 97V98H220ZM249 97V98H248ZM257 97V96H256ZM47 98V97H46ZM51 98V97H50ZM55 98H57L58 99V97H55ZM63 98V97H62ZM107 98V97H106ZM110 98H111V95H110ZM123 98V97H122ZM126 98V97H125ZM160 98V97H159ZM193 98V97H192ZM198 98V97H197ZM206 98V97H205ZM215 98V97H214ZM217 98V97H216ZM262 98L264 99V96H262ZM33 99V98H32ZM43 99V98H42ZM45 99V98H44ZM65 99V98H64ZM88 99V98H87ZM162 99V101H164ZM196 99V98H195ZM221 99V98H220ZM35 100V99H34ZM47 100V99H46ZM45 100V101H46ZM49 100H51V99H49ZM52 100H54V99H52ZM60 100H62V99H60ZM94 100V99H93ZM97 100V99H96ZM116 100H117V97H116ZM122 100V99H121ZM126 100V99H125ZM125 100H123V101H125ZM161 100V99H160ZM210 100V99H209ZM246 100V101H245ZM80 101V102H81ZM86 101V100H85ZM88 101V100H87ZM123 101H122V104H121V106L122 105H125L126 103H128L129 104V102H124L123 103ZM161 101V102H162ZM212 101V100H211ZM215 101H216V99H215ZM215 101H214V104L213 105H215ZM261 101V100H260ZM37 102H38V99H37ZM41 101L39 100V102L38 103H40ZM58 102V101H57ZM65 102V101H64ZM82 102H84V100L82 101ZM98 102H100V101H98ZM106 102H108V101H106ZM160 102V104L162 105V103ZM220 102V101H219ZM225 102H223V103H225ZM252 102V103H251ZM36 102L34 101V105H36V104H38V103H36ZM44 103V100H43V102H41V106H43L42 104ZM46 103V102H45ZM54 103V102H53ZM62 103H63V101H62ZM67 103H69V102H67ZM95 103V102H94ZM119 103V102H118ZM202 103V102H201ZM207 103V102H206ZM223 103H220V105L221 104H223ZM55 104V103H54ZM57 105H59V103H56ZM76 104V103H75ZM80 104V103H79ZM84 104V103H83ZM88 104V103H87ZM96 104V103H95ZM94 104V105H95ZM107 104H109V103H107ZM111 104V103H110ZM159 104V105H160ZM163 104V105H164ZM264 104V103H263ZM30 105V104H29ZM28 105V106H29ZM32 105H33V100H32ZM49 105V104H48ZM52 105V104H51ZM56 105V106H57ZM60 105H62V104H60ZM65 105V104H64ZM72 105V104H71ZM89 105V104H88ZM87 105V106H88ZM104 105V104H103ZM113 105V104H112ZM115 105H116V103H115ZM161 105H160V108H161ZM212 105V106H213ZM216 105H217V103H216ZM219 105V104H218ZM217 105V106H218ZM39 106V105H38ZM50 106V105H49ZM65 106H67V107H70V106H68V105H65ZM77 106H78V103H77ZM76 106V107H77ZM100 106V105H99ZM98 106V107H99ZM117 106V105H116ZM121 106H119V107H121ZM127 106V104L125 105V107ZM165 106V105H164ZM206 106H208V105H206ZM13 107H15V106H13ZM31 107V106H30ZM36 107V106H35ZM34 107V108H35ZM48 107V106H47ZM81 107V106H80ZM89 107H91V106H89ZM97 107V108H98ZM101 107V106H100ZM119 107L117 108V109H119ZM124 107V106H123ZM127 107H129V106H127ZM163 107V106H162ZM199 107V106H198ZM214 107V106H213ZM218 107H220V108H222V109H226L227 110V108H224L225 107V105L223 106V107H221V106H218ZM9 108V107H8ZM7 108V109H8ZM11 108V107H10ZM9 108V109H10ZM24 109H25V107H23ZM43 108V107H42ZM51 108V107H50ZM55 108V107H54ZM74 108V107H73ZM86 108V107H85ZM84 108V109H85ZM114 108H115V106H114ZM122 108V107H121ZM210 108V107H209ZM219 108V109H220ZM18 109H20V108H18ZM29 109V108H28ZM37 109V108H36ZM41 109V108H40ZM39 108H38V111H39V113H40V111L41 110H43V109H41L40 110ZM47 109V108H46ZM46 109L44 108V110L46 111ZM55 109H57V108H55ZM88 109H91V108H88ZM87 108H86V110L87 111H89ZM92 109H93V106H92ZM109 109V108H108ZM116 109V110H117ZM123 109V108H122ZM201 109V108H200ZM215 109H217V108H215ZM218 109V110H219ZM221 109V110H222ZM43 110V111H44ZM51 110V109H50ZM67 110V109H66ZM102 111H103V108L101 109ZM110 110V109H109ZM115 110V109H114ZM127 110V109H126ZM125 110V111H126ZM163 110V109H162ZM161 110V111H162ZM214 110V109H213ZM218 110H216V111H218ZM0 111H2V110H0ZM11 111H12V109H11ZM16 111H17V108H16ZM29 111V110H28ZM32 111H34L35 112V110L33 109ZM37 111V110H36ZM44 111V112H45ZM97 111V110H96ZM104 111H106V110H104ZM108 111V110H107ZM203 111V110H202ZM10 112V111H9ZM14 112V111H13ZM12 112V113H13ZM27 112V111H26ZM49 112V111H48ZM56 112V111H55ZM80 112V111H79ZM84 112V111H83ZM92 112H94L95 113V110L94 111H92ZM214 112V111H213ZM227 112V111H226ZM4 113H6V112H4ZM17 113V112H16ZM39 113H38V115H39ZM53 113V112H52ZM51 113V114H52ZM94 113H91V112H89V116L87 117V112H85V115H86V119H85V121H88V128L90 129V125H94V126H92L93 127V129H94V127H95V125L97 124V122L96 121H100V117H102V114L100 115L99 114V116L96 118V117H94ZM96 113H98V111L96 112ZM96 113H95V115H96ZM120 115H122V113L124 114L125 112H124V110L121 112L120 111ZM203 113V112H202ZM219 112H217L216 114H218ZM3 114V113H2ZM1 114V115H2ZM18 114H20V113H17V114H15V115H18ZM24 114V113H23ZM27 114V113H26ZM37 114V113H36ZM68 114V113H67ZM72 114V113H71ZM84 114V113H83ZM116 114V113H115ZM118 114H119V112H118ZM160 114H162V116L160 115ZM203 114H205V112L203 113ZM222 114V113H221ZM30 115V114H29ZM37 115V116H38ZM42 115V114H41ZM43 115H45V114H43ZM47 115H49V114H46V116ZM66 115V114H65ZM82 115V114H81ZM93 115V116H92ZM108 115H110V114H108ZM228 115V114H227ZM7 116H10V115H7ZM112 116H113V113H112ZM160 116H161V118H160ZM231 116V115H230ZM26 117H27V115H26ZM41 117V116H40ZM82 117V116H81ZM93 117V118H92ZM114 117H116V116H114ZM125 117V118H126ZM211 117V116H210ZM215 117V116H214ZM229 117V116H228ZM234 117V116H233ZM233 117H231L232 118V120H235V118L233 119ZM1 118H2V116H1ZM6 118V117H5ZM18 118V117H17ZM35 118V117H34ZM39 118V117H38ZM53 118H55V116H53ZM67 118V117H66ZM68 118H70V117H68ZM96 118V123H94V121L92 120V119H95ZM103 118V117H102ZM102 118H101V120H102ZM106 118H107V114H106ZM109 118H110V116H109ZM108 118V119H109ZM119 118V117H118ZM196 118H198V117H195V119ZM216 118V117H215ZM230 118V119H231ZM65 119V118H64ZM70 119H73V118H70ZM98 119V120H97ZM104 119H105V115H104ZM201 119V118H200ZM8 120V119H7ZM53 120V119H52ZM59 120V119H58ZM110 120V119H109ZM114 119H112V121H113ZM118 120V119H117ZM193 120V119H192ZM199 120V119H198ZM16 121V120H15ZM26 121V120H25ZM29 121H30V119H29ZM34 121H35V119H34ZM65 121V120H64ZM66 121H69V120H66ZM85 121H84V124L82 125L83 126V128H84V125L85 124H87V123H85ZM103 121V120H102ZM102 121H100V122H102ZM105 122H107L106 124L108 125V121H106V120H104ZM194 121V120H193ZM217 121V120H216ZM215 121V122H216ZM230 121V120H229ZM4 122V121H3ZM6 122V121H5ZM21 122V121H20ZM28 122V121H27ZM26 122V123H27ZM36 122V121H35ZM105 122H103V123H105ZM111 122V121H110ZM190 122V121H189ZM197 122V121H196ZM199 122V121H198ZM204 122V121H203ZM202 122V123H203ZM205 122H207V121H205ZM214 122V121H213ZM231 122V121H230ZM8 123H11V122H8ZM7 123V124H8ZM14 123V122H13ZM19 123V122H18ZM25 123V122H24ZM23 123V124H24ZM62 123H63V121H62ZM76 123V122H75ZM233 123V122H232ZM23 124H22V126H23ZM29 124V123H28ZM55 124V123H54ZM71 124H73V123H71ZM110 124V123H109ZM111 124H112V122H111ZM110 124V125H111ZM121 124V125H120ZM193 124V123H192ZM210 124V123H209ZM217 124H218V121H217ZM217 124H215V125H217ZM223 124V123H222ZM26 125V124H25ZM63 125V124H62ZM102 125V124H101ZM203 124H201V126H202ZM205 126H206V124H204ZM215 125H214V127H215ZM219 125H221L220 123H219ZM229 125V124H228ZM17 126V125H16ZM27 126V125H26ZM34 126V127H35ZM53 126V125H52ZM56 125H54V127H55ZM69 126V125H68ZM71 126H73V125H71ZM86 126V125H85ZM97 126H99V124L97 125ZM96 126V127H97ZM109 126V125H108ZM192 126V125H191ZM207 126H208V124H207ZM206 126V129L208 130V128L209 127H207ZM211 126H212V124H211ZM224 126V125H223ZM233 126H234V124H233ZM232 126V127H233ZM4 126H2V127H0V147H1V145H2V147L4 146L3 144H1V141H4V142H8L9 140L11 141V139H9V138H7L6 136L8 135V137H11V133H10V131H8L9 132V134H8V132H7V130L6 129H4L3 128ZM62 127V126H61ZM112 127V128H113ZM119 127H116L117 129L119 128ZM203 127V126H202ZM220 127V126H219ZM228 127V126H227ZM237 127V128H238ZM11 128V127H10ZM15 129H17V132L19 133V131H23V130H25V129H23V130H20V129H22V128H16V127H14ZM23 128H26V127H24L23 126ZM28 128H29V130H31L33 127H27L26 128V131H28ZM47 128V129H46ZM48 128H50L51 130H53L52 132L53 133H51V131L49 130V133L52 135H49V136H51V138L53 139V142H52V140L51 139H49L50 137L49 136H47V134H48V132H47V134H46V131H45V129L46 130H48ZM56 128V127H55ZM63 128H65V126L63 127ZM70 128V127H69ZM87 128V127H86ZM85 128V129H86ZM100 128V127H99ZM98 128V129H99ZM110 128V127H109ZM111 128V129H112ZM220 128H222V127H220ZM223 128H225V127H223ZM222 128V129H223ZM236 128V127H235ZM61 129V128H60ZM59 129V130H60ZM65 129H67V128H65ZM65 129H63V130H65ZM96 129L97 128H95L94 130H92L93 131V135H95L94 133L96 132ZM97 129V132H96V134L99 136L98 138H100L101 137V135H104V134H101V133H98V131H100V130H102V129H99L98 130ZM202 129H204V128H202ZM217 129V128H216ZM219 129V128H218ZM227 129V128H226ZM9 130H11V129H9ZM12 130H13V127H12ZM12 130H11V132H12ZM82 130H84V129H82ZM87 130V129H86ZM86 130H84V131H86ZM91 130V129H90ZM113 131L115 130V129H112ZM118 130H120V128L118 129ZM123 130V131H122ZM205 130V129H204ZM212 130H213V128H212ZM231 130V129H230ZM230 130H229V133H230ZM234 130V129H233ZM232 130V131H233ZM70 131H72V130H70ZM92 131H88L89 133L90 132H92ZM185 131V130H184ZM219 131H221L220 129H219ZM101 132V131H100ZM103 132V131H102ZM115 132H116V130H115ZM117 132V133H118ZM189 132V131H188ZM237 132V131H236ZM7 133V134H6ZM25 133V132H24ZM59 133V132H58ZM57 133V134H58ZM61 133V132H60ZM79 133V132H78ZM89 133L87 134V131H86V133L85 134H87V135H89ZM105 133V132H104ZM118 133V134H119ZM183 133V132H182ZM209 133V132H208ZM207 133V134H208ZM213 133V132H212ZM233 133H234V131H233ZM232 133V134H233ZM243 133V134H244ZM6 134V140L7 141H5V138H3V136ZM14 136H15V131H14V133H12ZM22 133L20 132V134H19V136L21 135ZM68 134V133H67ZM71 134V133H70ZM73 134V133H72ZM75 134V133H74ZM85 134H84V136H85ZM92 134H90L89 136H91ZM101 134V135H100ZM115 134V133H114ZM205 134V133H204ZM206 134V135H207ZM217 134V133H216ZM221 134H222V132H221ZM27 135V134H26ZM27 135V136H28ZM63 135V134H62ZM107 135V134H106ZM115 135H117V134H115ZM179 135H181V134H179ZM179 135H177V136H179ZM214 135V134H213ZM219 135V134H218ZM223 135V134H222ZM239 135V134H238ZM242 135V134H241ZM61 136V135H60ZM63 136H65V135H63ZM69 136V135H68ZM71 136V135H70ZM75 136V135H74ZM77 136V135H76ZM79 136V135H78ZM88 136V137H89ZM96 136V135H95ZM94 136V138H96ZM105 136V135H104ZM208 136H210V135H208ZM229 136V135H228ZM249 136H247V137H249ZM91 137H93V136H91ZM103 137V136H102ZM117 137V136H116ZM181 137V136H180ZM230 137V136H229ZM233 137V136H232ZM244 137V136H243ZM23 138V137H22ZM60 138H62V137H60ZM71 138V137H70ZM94 138H93V140H94ZM97 138V139H98ZM179 138V137H178ZM211 138V137H210ZM235 138V137H234ZM4 139V140H3ZM17 139H19V138H17ZM29 139V138H28ZM55 139H57V138H55ZM85 139V138H84ZM97 139H95V140H97ZM103 139H104V137H103ZM102 139V140H103ZM105 139H107V136L105 137ZM174 139V140H173ZM181 138H179V140H180ZM187 139V138H186ZM209 139V138H208ZM214 139V138H213ZM225 139H227V138H225ZM225 139H223V140H225ZM245 139V138H244ZM12 140H14L13 142H15V138L13 139L12 138ZM87 140V139H86ZM88 140H89V138H88ZM92 140V141H93ZM100 140V139H99ZM98 140V141H99ZM118 140V139H117ZM207 140V139H206ZM211 140V139H210ZM209 140V141H210ZM215 140V139H214ZM221 141H222V137H221V139H220ZM228 140V139H227ZM240 140V139H239ZM246 140V139H245ZM23 141V140H22ZM21 141V142H22ZM26 141V140H25ZM57 141H58V139H57ZM61 141V140H60ZM72 141V140H71ZM91 141V142H92ZM101 141V140H100ZM176 141H178L177 140V137H176ZM208 141V144L210 143ZM213 141V140H212ZM212 141H211V144H212ZM235 141V140H234ZM248 141H249V139H248ZM11 143L12 145L14 144V143ZM19 142V141H18ZM68 142V141H67ZM66 141H65V143H67ZM75 142V141H74ZM82 142V141H81ZM83 142H85V141H83ZM88 142V141H87ZM90 142V143H91ZM97 142V141H96ZM102 142V141H101ZM119 142V141H118ZM181 142V141H180ZM184 142H185V140H184ZM218 142V141H217ZM227 142V141H226ZM229 142H231V141H229ZM233 142V141H232ZM241 142H242V140H241ZM244 142V141H243ZM3 143V142H2ZM24 143V142H23ZM41 143V144H40ZM69 144H70V142H68ZM72 143V142H71ZM89 143V144H90ZM98 143H100V142H98ZM103 143V142H102ZM171 143V144H170ZM179 143V142H178ZM188 143V142H187ZM250 143V142H249ZM5 144V143H4ZM7 144H9V143H7ZM21 144V143H20ZM60 144V143H59ZM73 144V143H72ZM79 144V143H78ZM92 144H93V142H92ZM103 144H105V143H103ZM103 144H102V146H103ZM199 144V142L197 143V145ZM216 144V143H215ZM222 144H224V143H222ZM226 144V143H225ZM243 144V143H242ZM247 144V143H246ZM6 145V144H5ZM52 145H54L53 147H52ZM71 145V144H70ZM74 145H76V144H74ZM80 145V144H79ZM85 145H87L88 146V144H85ZM85 145L83 146V145H81V146H83L82 147V149H81V147H80V149L81 150H84L86 147H85ZM98 145V144H97ZM105 145H107V144H105ZM104 145V146H105ZM112 145V144H111ZM119 146H121V144H118ZM117 145V146H118ZM178 145V144H177ZM197 145H195V146H197ZM203 145H204V142H203ZM214 145V144H213ZM212 145V146H213ZM229 145V144H228ZM234 145H236V144H234ZM29 146V145H28ZM42 146V145H41ZM93 146V145H92ZM95 146V145H94ZM99 146H101V145H99ZM98 146V147H99ZM104 146H103V148H104ZM123 146L121 147L122 148V153H124V149H123ZM182 146V145H181ZM188 146V145H187ZM186 146V147H187ZM194 146V147H195ZM206 146V145H205ZM210 146V145H209ZM217 146V145H216ZM215 146V147H216ZM226 146V145H225ZM225 146L223 145V147L225 148ZM230 146V145H229ZM232 146V145H231ZM240 146H244V145H240ZM249 146H251V145H249ZM5 147H8L7 145L6 146H4V150L6 149ZM10 147V146H9ZM16 147V146H15ZM18 147H16V148H18ZM36 147H37V145H36ZM62 147V146H61ZM75 147H77V146H75ZM85 147V148H84ZM91 147V146H90ZM89 146H88V148H90ZM95 147H97V146H95ZM94 147V150L96 149L97 150V148H95ZM109 147V146H108ZM185 147V146H184ZM185 147V148H186ZM192 147V146H191ZM193 147V148H194ZM200 147H201V145H200ZM197 148V149H193L194 150V152L192 153V154H194V156H196V154L197 155H199V154H202L203 152L205 153V150H206V148H207V146H206V148ZM223 147H221V148H223ZM237 147V146H236ZM10 148H12V147H10ZM9 148V149H10ZM23 148H24V146H23ZM26 148H25V150H26ZM35 148V147H34ZM42 148V147H41ZM41 148H39V149H41ZM58 148V147H57ZM84 148V149H83ZM93 148V147H92ZM110 148V147H109ZM118 148V147H117ZM120 147H119V150H118V152L117 153H119V151L121 152V149ZM180 148V147H179ZM252 147H250V149H251ZM258 148V149H257ZM2 149V148H1ZM0 149V150H1ZM38 149V150H39ZM62 149H64V148H62ZM66 149V148H65ZM99 149V148H98ZM106 149H107V147H106ZM105 149V150H106ZM169 149V150H168ZM209 150H210V147L208 148ZM215 149V148H214ZM242 149V148H241ZM244 149V148H243ZM247 149V148H246ZM18 150V151H19ZM67 150V149H66ZM80 150V151H81ZM86 150H88L87 148H86ZM93 150V151H94ZM108 150V149H107ZM168 150V153L166 154V151ZM182 149H180L179 150V152L181 151ZM221 150V149H220ZM229 150V149H228ZM227 150V153L228 152H230V150L228 151ZM234 150V149H233ZM232 150V151H233ZM238 150H239V148H238ZM248 150V149H247ZM3 151V150H2ZM2 151H0L1 153H0V155H3L4 154V152H2ZM18 151H16V152H18ZM43 151V150H42ZM43 151V152H44ZM63 151V150H62ZM78 151H79V148H78ZM79 151V152H80ZM88 151H91V150H88ZM98 151V150H97ZM101 151V150H100ZM176 151V150H175ZM188 152H189V150H187ZM208 151V150H207ZM211 151V150H210ZM215 151H217L218 152V150H215ZM230 152L231 153V155H234L237 151H233V152ZM240 151V150H239ZM35 152H37V150L35 149ZM44 152V153H45ZM55 152V151H54ZM87 152V151H86ZM85 151H84V153H85V155L87 156V154L88 153H86ZM95 152V151H94ZM94 152H92V154H94ZM104 152V151H103ZM106 152V151H105ZM116 152V151H115ZM174 152V151H173ZM184 152V151H183ZM202 152V153H201ZM226 152V151H225ZM254 152V151H253ZM3 153V154H2ZM24 153V154H23ZM44 153H42L43 155H44ZM64 153V152H63ZM69 153H70V151H69ZM81 153V152H80ZM96 154L98 153V152H95ZM100 153V152H99ZM97 154V155H100V156H103V155H101V153L100 154ZM110 153V152H109ZM110 153V154H111ZM116 153V154H117ZM180 153H182V152H180ZM216 153V152H215ZM18 154H19V152H18ZM21 154H23V155H21ZM56 154H57V152H56ZM68 154V153H67ZM72 153H70V155H71ZM83 154V153H82ZM91 153H89V155H90ZM91 154V155H92ZM95 154V155H96ZM124 154H126V153H124ZM171 154V153H170ZM175 154V153H174ZM192 154H191V157L190 158H192ZM213 154V153H212ZM218 154H220V153H218ZM221 154H222V152H221ZM252 154V153H251ZM256 154V155H257ZM15 155H16V153H15ZM44 155V156H45ZM61 155V154H60ZM64 155V154H63ZM66 155V154H65ZM85 155H83V157L85 156ZM88 155V156H89ZM90 155V156H91ZM96 155V156H97ZM120 155V154H119ZM177 155V154H176ZM204 155V154H203ZM207 155V154H206ZM223 155H224V152H223ZM221 156V158H223V157H225V156ZM229 156H231L230 154H228ZM236 156H237V154H235ZM241 155V154H240ZM253 155V154H252ZM50 156V155H49ZM68 156V155H67ZM76 156V155H75ZM82 156V155H81ZM94 156V155H93ZM95 156V158H93L92 156H91V160L93 159V160H95L97 157ZM107 156V157H108ZM121 156H122V154H121ZM124 156V155H123ZM168 156L170 157V155L168 154ZM202 156V155H201ZM207 156H209V155H207ZM206 156V157H207ZM210 156H214V155H211V152H210ZM216 156V155H215ZM219 156V155H218ZM244 156V155H243ZM2 157H4V156H1V160H3L2 159ZM61 157H63V156H61ZM61 157H60V159H61ZM14 158H17V157H14ZM19 158V157H18ZM44 158V160H46L45 159V157H43ZM68 158H69V156H68ZM71 158H72V156H71ZM70 158V159H71ZM74 158V157H73ZM81 158V157H80ZM101 158V157H100ZM100 158L98 159V160H100ZM117 158V157H116ZM118 158H119V156H118ZM171 158H173L172 157V155H171ZM194 158V157H193ZM201 158V157H200ZM205 158V157H204ZM209 158V157H208ZM211 158V157H210ZM216 158V157H215ZM217 158H219V157H217ZM226 158H227V155H226ZM237 158H238V156H237ZM258 158V159H257ZM9 159H7V160H9ZM66 159V158H65ZM77 159V158H76ZM87 159L88 160H90L89 159V157H87ZM102 159V158H101ZM103 159H104V157H103ZM197 159H199V157L197 158ZM234 159H236V158H234ZM234 159H233V161H234ZM240 159V158H239ZM243 159V157H241V161H244V160H242ZM32 160V159H31ZM58 160H59V158H58ZM68 160V159H67ZM78 160V159H77ZM79 160V161H80ZM92 160V161H93ZM186 160V159H185ZM195 160H196V158H195ZM201 160H202V158H201ZM207 160V159H206ZM215 160V159H214ZM217 160V159H216ZM220 160H222V159H220ZM224 160H228V159H224ZM17 161H18V159H17ZM65 161V160H64ZM107 161V160H106ZM165 161H167V164L165 165ZM191 161V160H190ZM194 161V160H193ZM192 161V162H193ZM208 161V160H207ZM217 161H219V160H217ZM230 161V160H229ZM228 161V162H229ZM17 164V165H15V163ZM35 162V161H34ZM33 162V163H34ZM74 162H75V159H74ZM121 162V161H120ZM119 162V163H120ZM170 162V161H169ZM196 162H197V160H196ZM225 162V161H224ZM223 162V163H224ZM234 162H236V161H234ZM11 163H14V165L13 164H11ZM32 163V164H33ZM36 163V162H35ZM35 163L33 164V165H35ZM48 163V162H47ZM57 163H62V162H57ZM64 163V162H63ZM62 163V166H67L66 164H63ZM66 163V162H65ZM67 163H68V161H67ZM86 163V162H85ZM94 163V162H93ZM97 163V164H96ZM110 163V164H111ZM122 163H124L125 164V161L124 162H122ZM232 163V162H231ZM238 163V162H237ZM239 163H241L240 161H239ZM238 163V164H239ZM31 164V165H32ZM50 163H48V165H49ZM170 164V163H169ZM168 164V165H169ZM185 164H186V162H185ZM199 164H201V163H199ZM207 164V163H206ZM226 164V163H225ZM232 164H234V163H232ZM46 165V166H45ZM208 165V164H207ZM38 166V165H37ZM170 166V165H169ZM201 166H202V164H201ZM210 166V165H209ZM213 166V165H212ZM225 166V165H224ZM226 166H227V164H226ZM225 166V167H226ZM234 166V165H233ZM235 166H237V165H235ZM239 166V165H238ZM238 166H237V168H238ZM206 167V168H205ZM225 167H221V168H223V170L225 169L226 170V168ZM228 167V166H227ZM247 167V168H246ZM15 168V169H14ZM22 168V169H21ZM29 168H31V167H29ZM34 168V167H33ZM44 168H46L47 169V171H46V173L48 172V178H52L54 181H53V184H54V182H56L57 183V185L59 184V182L60 181H65V184L66 185H68L67 186V188H69V189H67V191L65 190V188H66V185H64V187H61V186H63V184L64 183H62L61 184V182H60V184L58 185V187L59 188H61V190L58 192L56 189H53L54 187H51L53 184L52 183H50V185H44V184H40L42 181V178H43V175L45 174L44 173ZM123 168H124V170H123ZM129 168H130V170H129ZM167 168V169H166ZM15 170L16 172H13L12 170ZM63 169H66V170H63ZM122 169V170H121ZM177 169V168H176ZM23 170V171H22ZM63 170V171H62ZM178 170V169H177ZM180 170H182V169H180ZM222 170V171H223ZM227 170H229L228 168H227ZM230 170H231V168H230ZM90 171H92V173L90 174V177H89V175H88V173H90ZM95 171V173L97 172V175L96 176H94L93 177V172ZM123 171V172H122ZM169 171V170H168ZM173 171H175V170H173ZM185 171H187V170H185ZM191 171V170H190ZM189 171V172H190ZM241 171V170H240ZM30 172V173H31ZM233 172V171H232ZM231 172V173H232ZM262 172V173H261ZM29 173V174H30ZM231 173H228V174H231ZM221 174H223V178L226 180V178L225 177H227L226 176V174L225 173H223V172H221ZM236 175V174H235ZM45 176V175H44ZM234 176V175H233ZM237 176V175H236ZM240 176V175H239ZM261 176V177H260ZM42 177V178H41ZM219 178V180H217V181H221L223 178ZM260 177V178H259ZM4 178V179H3ZM210 178H214L213 180L212 179H210ZM237 178H238V176H237ZM52 179H50L51 181H52ZM228 179V178H227ZM46 180H48L47 179V176H46V179L45 180H43L44 182L43 183H47V182H45ZM97 180L98 181H102V182H104V183H108V182H110L111 183V181H114L115 183V185H116V183L118 182L119 184H121V186L120 187H125V190H127V188H126V186H127V184H128V186H130L131 188H132V190H131V192H133V189L135 190V186H136V184H137V190H135L134 192H133V194H134V198H133V200H131V201H133V206L132 205H129L130 206V208H132V207H134L133 209H132V212L130 213V215H128L127 213H125V214H127L128 216H129V218H128V221H127V225L125 226V228H124V226H120L119 227V229L121 228V227H123L124 228V230H123V228L121 229L122 230V232L121 231H117V229H116V227H115V222H114V218L115 219H117V221H120V219L122 220V218H123V212H120V210L122 209H120V207L122 206H120V205H117V204H120V203H117V204H115L114 203V201L116 202V200L117 199H119V197L117 198V199H115V200H112V199H114V198H110V197H108L109 199L108 200H112L113 202H107L108 200H107V197H104L105 199H99V200H104L105 202H100V201H98L97 203H95L96 201H93V199L90 201L89 199H88V197H85V192L87 193V196H88V194H90L91 195V192H90V190L92 191V188H94V187H96L95 185H98L99 186V189H104V187L103 188H100L101 187V185L102 184H104V183H101V182H97ZM209 180H212V181H209ZM224 180V181H225ZM243 180V181H242ZM264 180V179H263ZM130 181V182H129ZM134 182V185H133V183L132 182ZM217 181L216 182H214V188H215V185L216 186H218L217 188H218V190L219 191H221L220 189H223V187L221 188L220 187V189H219V186H221L222 184H219V183H217ZM223 181V180H222ZM227 181V180H226ZM231 179H229V181H228V185L229 184H232L231 182ZM261 181V182H260ZM92 182L93 183H95L94 185H92ZM97 182V183H96ZM128 182V183H127ZM136 182V183H135ZM230 182V183H229ZM101 183V184H100ZM118 183H117V185H118ZM216 183V184H215ZM236 183V184H237ZM47 184H49V183H47ZM100 184V185H99ZM158 184H162L163 185V187L166 185V187L168 186L169 188H171V189H169L170 191L172 190V192H173V196H171V197H173L174 199L173 200H167L168 198H169V196L167 195V192H166V194H165V198L164 199H162V198H158L159 200L157 201V202H155L154 203V201L156 200L155 199V195H154V193H155V187H159V186H157ZM219 184V185H218ZM224 184V183H223ZM225 184H226V182H225ZM236 184L234 183L233 185H235L236 186ZM237 184V185H238ZM57 185L55 184V187H57ZM114 185V186H115ZM116 185V186H117ZM131 185H133V187H135V188H133ZM233 185H229V186H233ZM249 185V186H248ZM54 186V185H53ZM91 186H94V187H92L91 188ZM103 186V185H102ZM105 186V185H104ZM107 187H105L106 189V191H101L102 193H107L108 195H111V196H113L114 195V192L116 191V189H115V191H114V189H113V191L112 190H109V189H111L112 187L111 186H113V184L112 185H109V183H108V185H106ZM115 186V187H116ZM211 186V187H212ZM224 186V185H223ZM234 186V187H235ZM108 187H109V189H108ZM111 187V188H110ZM115 187H113V188H115ZM118 187V186H117ZM119 187V188H120ZM130 187H128L129 189H130ZM211 187H209V188H211ZM225 187V186H224ZM247 187H245V189L247 188ZM62 188H64V191L65 192H67V193H63V191H62ZM91 188V189H90ZM206 190H205V189ZM214 188L211 190V191H213L214 190ZM217 188L214 190V193L217 191ZM227 188V187H226ZM240 188H238V189H240ZM95 189V188H94ZM93 189V190H94ZM107 189L109 190V191H107ZM122 189V188H121ZM159 189V188H158ZM227 189H230L229 187L227 188ZM119 190V189H118ZM125 190L123 189V190H121L123 193H125ZM160 190V189H159ZM166 190V189H165ZM223 190H225V188L223 189ZM222 190V191H223ZM234 190H235V188H234ZM62 191V192H61ZM83 191H84V193H83ZM94 191H97L98 192V190H94ZM111 191H112V193H111ZM121 191H119V192H121ZM127 191H130V190H127ZM158 191V190H157ZM162 191V190H161ZM168 191V190H167ZM205 191V192H204ZM221 191V192H222ZM231 191V190H230ZM243 191H245L244 189H243ZM243 191H241V194L243 193ZM96 192V193H97ZM100 192V191H99ZM108 192H110V194L108 193ZM118 192V193H119ZM121 192V193H122ZM164 192V191H163ZM237 192V191H236ZM235 192V193H236ZM239 192V191H238ZM246 192H248V191H246ZM62 193V194H61ZM95 193V192H94ZM121 194V195H124V194ZM170 193V192H169ZM168 193V194H169ZM211 192H209V194H210ZM218 193V195H219V192L217 191L216 192V194ZM227 193H229L228 191H227ZM226 193V194H227ZM65 194V195H64ZM84 194V195H83ZM101 194V193H100ZM113 194V195H112ZM161 193H159V195H160ZM181 194H183V196H185V197H183ZM208 194V193H207ZM213 194V193H212ZM222 194H223V192H222ZM225 194V193H224ZM230 194H232V195H234V193L233 192H231ZM89 195V196H90ZM93 195V194H92ZM91 195V196H92ZM97 195H98V193H97ZM107 195V196H108ZM118 195V194H117ZM199 195H198V197H199ZM240 195V194H239ZM245 195H246V193H245ZM90 196V197H91ZM104 196V195H103ZM102 195H100V197H103ZM106 196V195H105ZM115 198L117 197L116 196V192H115ZM119 196V195H118ZM131 196V195H130ZM129 196V198L131 199V197ZM162 196H164V195H162ZM162 196H160V197H162ZM205 196H207V195H205ZM221 196V195H220ZM219 196V197H220ZM224 196V195H223ZM228 196H229V194H228ZM227 195H225V197H220L219 199L220 200H218L217 201V199H218V197L216 198V200L215 201H209V200H207V201H209L208 202V204H207V206L208 205H210V206H208V208L207 207H205L206 209H209L210 207H212V214H214V217H215V219L216 220H218L219 222H220V225H222L221 227H224L225 229H226V231L228 230V231H230L231 233H232V230L234 229V227L236 228V222H238V221H240V223H242L241 221H242V219H243V210L241 211L240 209H238L237 211H236V209L237 208H235L234 206L235 205H233L232 203H233V196H232V199H231V195H230V199H231V201H232V203L231 202H229V197H228ZM236 196H237V194H236ZM248 196H250V195H248ZM93 197V196H92ZM91 197V198H92ZM121 197V196H120ZM123 197V196H122ZM126 197V196H125ZM168 197V198H167ZM181 197L182 198H184L183 200L181 199ZM211 197H213L214 198V196L212 195ZM210 197V198H211ZM226 197H228V198H226ZM241 197V196H240ZM239 197V198H240ZM255 197V198H256ZM95 198V197H94ZM96 198H99L98 196H96ZM127 198V197H126ZM129 198H127V199H129ZM157 198V197H156ZM189 198V197H188ZM200 198V197H199ZM209 198V199H210ZM214 198V199H215ZM222 198V199H221ZM236 198H238V197H236ZM243 198V197H242ZM251 198V197H250ZM254 198V199H255ZM121 199H123V198H121ZM129 199V200H130ZM228 199V200H227ZM96 200V199H95ZM98 200V199H97ZM125 200V199H124ZM188 201V202H185V201ZM210 200H212V198L210 199ZM238 200V199H237ZM236 200V201H237ZM246 200H247V197H246ZM94 203H93V202ZM118 201H121V200H118ZM127 201V200H126ZM130 201V202H131ZM235 201V200H234ZM252 201H253V199H252ZM123 202V200L121 201V203ZM184 202V203H183ZM206 202V201H205ZM244 203L246 202V201H243ZM242 202V203H243ZM250 202V201H249ZM248 202V203H249ZM125 204H126V202H124ZM188 203V204H189ZM190 203V204H191ZM240 204H241V201L239 202ZM258 204H261V203H259V201L257 202ZM257 203H255V204H257ZM123 204V203H122ZM131 204V203H130ZM236 204V203H235ZM238 204V203H237ZM240 204L239 205H237V207H239L240 206ZM253 204V203H252ZM128 205V204H127ZM126 205V206H127ZM200 205H202V204H200ZM203 205H204V203H203ZM119 206V207H118ZM132 206V207H131ZM160 206H162V207H160ZM187 206H188V209L190 208V206L191 207H197V209L195 210V211H188V209H187ZM205 206H206V203H205ZM157 207L158 208H162V210H163V216H161L162 214L161 213H159V214H161L160 216H157V214H158V212H157ZM203 207V206H202ZM243 207V206H242ZM204 208V207H203ZM205 208H204V210H205ZM259 208V207H258ZM211 209V208H210ZM247 209H249V208H247ZM255 209V208H254ZM263 209V208H262ZM191 210H192V208H191ZM123 211H125L124 209H123ZM128 211H130L129 210V208H128ZM210 211V210H209ZM257 211V210H256ZM126 212V211H125ZM157 212V213H156ZM160 212H161V209H160ZM189 212H191V214L189 213ZM245 213H246V211H245ZM262 213V212H261ZM199 214V213H198ZM205 214V213H204ZM191 215H192V217H191ZM206 215V214H205ZM245 215V214H244ZM247 215V214H246ZM245 215V217L246 218H250V216H246ZM249 215V214H248ZM127 216V217H128ZM197 216V215H196ZM208 216V215H207ZM121 217V218H120ZM198 217V219H199V216H197ZM263 217V216H262ZM205 218V217H204ZM201 219L203 220V216L201 217ZM200 219V220H201ZM124 220V219H123ZM176 220V222H178ZM201 220V221H202ZM206 220V219H205ZM210 220V219H209ZM246 220V219H245ZM249 220V219H248ZM116 221V220H115ZM250 221V220H249ZM156 222V221H155ZM198 222V221H197ZM200 222V221H199ZM211 222H212V220H211ZM214 222V221H213ZM217 222V221H216ZM123 223H124V221H123ZM157 223V222H156ZM160 223L159 224H157L156 225V227H159V225H160ZM203 223V222H202ZM201 223V224H202ZM209 223V222H208ZM122 224V223H121ZM125 224V223H124ZM162 224V223H161ZM163 224V225H164ZM214 224H216V223H214ZM219 224V223H218ZM217 224V225H218ZM198 225H199V223H198ZM206 225V224H205ZM213 225V224H212ZM244 225V224H243ZM193 226V225H192ZM191 226V227H192ZM201 226V225H200ZM203 226V225H202ZM215 226V225H214ZM237 226H239V225H237ZM245 226V225H244ZM243 226V227H244ZM177 227V228H178ZM217 227V226H216ZM246 227V226H245ZM244 227V228H245ZM161 228V227H160ZM163 228V227H162ZM206 228V227H205ZM218 228H220V226L218 227ZM158 229V228H157ZM189 230H187L188 232V234H189V231H190V233H192V234H194L195 232L194 231H192L191 232V230H190V228H188ZM216 229V228H215ZM224 229V230H225ZM246 229V228H245ZM159 230H161V229H159ZM163 230H165V229H163ZM169 230V229H168ZM171 230V229H170ZM179 230V231H180ZM236 230H238V229H236ZM242 230H243V228H242ZM241 230V231H242ZM117 231V232H116ZM172 231V230H171ZM170 231V232H171ZM198 231V230H197ZM201 231V230H200ZM227 231V232H228ZM160 232V231H159ZM176 232V231H175ZM186 232V231H185ZM204 232V231H203ZM218 232V231H217ZM222 232V231H221ZM230 232H228V233H230ZM244 232V231H243ZM158 233V232H157ZM207 233V232H206ZM205 233V234H206ZM216 233V232H215ZM233 233H236L234 230H233ZM255 233V232H254ZM123 234V235H122ZM156 234V233H155ZM159 234H161V233H159ZM164 234V233H163ZM166 235H168L167 233H165ZM178 234H180L179 232H178ZM239 233L237 232V235H238ZM243 234V233H242ZM162 235V234H161ZM175 235V234H174ZM174 235H173V237H174ZM177 235V234H176ZM186 234H184V236H185ZM207 235H208V233H207ZM217 235H218V233H217ZM232 235V234H231ZM244 235V234H243ZM242 235V236H243ZM123 236H125V237H123ZM153 236V235H152ZM165 236V235H164ZM164 236H163V239H164ZM193 236H199V235H193ZM219 236V235H218ZM228 236V235H227ZM233 236H235V237H233ZM233 238L235 239L236 238V234L234 235L233 234ZM241 236V237H242ZM156 237H158V236H156ZM167 237H169V236H167ZM201 237V236H200ZM229 237V236H228ZM152 238V237H151ZM159 239H161L160 237H158ZM158 238H156L157 239V241L155 240V235H154V237L152 238V240L154 239V241H156V242H159V241H161V240H163V239H161V240H159L158 241ZM176 238V237H175ZM175 238H174V240H175ZM179 238H181L180 237V235H179ZM187 238V237H186ZM197 238V237H196ZM202 238V237H201ZM209 238V237H208ZM198 239H199V237H198ZM213 239V238H212ZM214 239H216L215 237H214ZM236 239H238V237L236 238ZM17 240V241H16ZM125 240V241H124ZM173 240V239H172ZM177 240V239H176ZM179 240V239H178ZM178 240H177V242H178ZM196 240V239H195ZM200 240V239H199ZM198 240V241H199ZM205 240V239H204ZM210 240V239H209ZM230 240H231V237H230V239H229V242H230ZM233 240V239H232ZM258 240V239H257ZM21 241H22V239H21ZM154 241H152L153 243H154ZM235 241V240H234ZM233 241V242H234ZM237 242L236 243H238V240H236ZM19 242L17 243V244H19ZM146 242V241H145ZM144 242V243H145ZM149 242V241H148ZM148 242L147 243H145V244H148ZM195 242V241H194ZM218 242V241H217ZM232 242V241H231ZM230 242V243H231ZM150 243V242H149ZM161 243V242H160ZM166 243V242H165ZM202 243V242H201ZM240 243V242H239ZM238 243V244H239ZM22 244H23V242H22ZM25 244V245H26ZM182 244V243H181ZM184 244V243H183ZM182 244V245H183ZM186 244V243H185ZM192 244V243H191ZM195 244V243H194ZM232 244H234V243H232ZM20 245H21V243H20ZM19 245V246H20ZM119 246V247H121L123 250H119L118 248L116 249L115 248V246ZM156 245H158V244H156ZM155 245V246H156ZM229 245V244H228ZM243 245V244H242ZM62 246V245H61ZM63 246L61 247V248H63ZM75 246H78L77 248H75ZM152 246L154 247V249H155V246L152 244ZM152 246H150V247H152ZM200 246V245H199ZM207 245H205V247H206ZM231 246V245H230ZM233 246V245H232ZM239 246V245H238ZM21 247H23V246H21ZM40 247V248H41ZM59 247V246H58ZM143 247V248H142ZM152 247V248H153ZM158 247V246H157ZM161 247H163V246H161ZM180 247V246H179ZM194 247V246H193ZM196 247V246H195ZM200 247H202V245L200 246ZM204 247V246H203ZM202 247V248H203ZM204 247V248H205ZM237 247V246H236ZM39 248V249H40ZM49 248V247H48ZM86 248H91V249H86ZM170 248V247H169ZM224 248V247H223ZM16 249V248H15ZM43 249L41 248L40 250H42L43 251ZM46 249V248H45ZM73 249H75V250H73ZM162 249V248H161ZM165 249H166V247H165ZM200 249V248H199ZM206 249V248H205ZM204 249V250H205ZM229 249H230V247H229ZM236 249V248H235ZM57 249H55V251H56ZM118 250H119V252H118ZM150 250V249H149ZM155 250H157V248L155 249ZM168 250V249H167ZM181 250H182V252H184L186 249H185V246L183 245V246H181ZM45 251V250H44ZM48 251V250H47ZM50 251H53V250H50ZM66 251H65V253H66ZM187 251V250H186ZM196 251H198V250H196ZM195 251V253H196V255H197V252ZM202 251V250H201ZM205 251H208V250H205ZM229 251V250H228ZM235 251V250H234ZM46 252V251H45ZM60 252H61V250H60ZM159 252H161V251H159ZM189 252V251H188ZM225 252V251H224ZM223 252V253H224ZM232 252V251H231ZM238 252V251H237ZM247 252V251H246ZM16 253V252H15ZM20 253V252H19ZM18 253V254H19ZM57 253V252H56ZM64 253V254H65ZM163 253H164V251H163ZM200 253V252H199ZM202 253V252H201ZM206 253V252H205ZM245 253V252H244ZM243 253V254H244ZM249 253V252H248ZM32 254V253H31ZM45 254V253H44ZM50 254V253H49ZM59 254V253H58ZM61 254V253H60ZM159 255H161L162 253H158ZM165 254H166V252H165ZM168 254H170V253H168ZM168 254H166V255H168ZM185 254V253H184ZM189 255H190V252L188 253ZM208 254V253H207ZM206 254V255H207ZM239 254V253H238ZM15 255V254H14ZM33 255V254H32ZM35 255V254H34ZM41 255V254H40ZM66 255V254H65ZM120 255V254H119ZM151 255H153V256H151ZM163 255V254H162ZM188 255V256H189ZM223 255V254H222ZM234 254L233 253H231L230 254V256H233ZM21 256H22V254H21ZM24 256V255H23ZM22 256V257H23ZM26 256V255H25ZM59 256H61V255H59ZM181 256V255H180ZM185 256H187V255H185ZM199 256V255H198ZM235 256V255H234ZM242 256V255H241ZM246 256H248V255H246ZM28 257H29V255H28ZM46 257V256H45ZM118 258L120 257V256H117ZM116 257V258H117ZM169 257V256H168ZM204 257V256H203ZM203 257H201L202 259H203ZM209 257V256H208ZM240 257V256H239ZM243 257V256H242ZM242 257H241V259H242ZM16 258V257H15ZM19 258V257H18ZM21 258V257H20ZM25 258V257H24ZM34 258V256L31 258V259H33ZM43 258H44V256H43ZM54 258V257H53ZM63 258H66L65 256L63 257ZM62 258V259H63ZM176 258V257H175ZM174 258V259H175ZM179 258H181V257H179ZM200 258V257H199ZM198 258V259H199ZM229 258V257H228ZM235 258V257H234ZM27 259V258H26ZM48 259V258H47ZM52 259V258H51ZM56 259V258H55ZM61 258H58V260H60ZM69 259V258H68ZM73 258L72 259H70L69 261H71V260H74ZM75 259V260H76ZM171 259V258H170ZM173 259V260H174ZM177 259V258H176ZM175 259V260H176ZM184 259V258H183ZM231 259V258H230ZM236 259V258H235ZM235 259H232V260H235ZM17 260V259H16ZM24 260V259H23ZM122 260H123V258H122ZM172 260V259H171ZM180 260V259H179ZM178 260V261H179ZM208 260V258L205 260V261H207ZM212 260H214V259H212ZM4 261H5V259H4ZM28 261V260H27ZM40 261V260H39ZM48 261V260H47ZM55 261V260H54ZM65 261H68V260H66L65 259ZM115 261V260H114ZM120 261V260H119ZM124 261V260H123ZM183 261V260H182ZM200 261H202V260H200ZM240 261V260H239ZM6 262V261H5ZM8 262V263H9ZM43 262V261H42ZM60 262H62V260L60 261ZM121 262V261H120ZM170 262V261H169ZM169 262L167 263V264H169ZM172 262V261H171ZM189 262V261H188ZM197 262V261H196ZM203 262V261H202ZM210 263H212L211 261H209ZM7 263V262H6ZM22 263H23V261H22ZM45 263H47V262H45ZM59 263V262H58ZM66 263V262H65ZM68 263V262H67ZM178 263V262H177ZM191 263V262H190ZM241 263H243V261L241 262ZM248 263V262H247ZM15 264H16V262H15ZM42 264V263H41ZM48 264V263H47ZM59 264H61V263H59ZM121 264H124V263H121ZM127 264V263H126ZM201 264V263H200ZM231 264H234V263H231ZM238 264H240V262L238 263ZM246 264V263H245ZM249 264V263H248Z\"/></svg>",
  "mask_w": 264,
  "mask_h": 264
},
{
  "label": "rangeland",
  "instance_id": "rangeland-1",
  "mask_svg": "<svg viewBox=\"0 0 264 264\" xmlns=\"http://www.w3.org/2000/svg\"><path fill=\"white\" fill-rule=\"evenodd\" d=\"M79 1H80V4H78L79 3ZM123 1V0H122ZM121 0H0V110H2V111H0V127H2V126H4L3 128L4 129H8L7 130V132L8 131H10V133H11V137H8V135L6 136V134L3 136V138H5V141H7L6 140V137L7 138H9V139H11V141L9 140L7 143H9V144H7L6 142H4V141H1V144H3L4 146H8V147H5L6 149L4 150L3 148H4V146L2 147V145H1V147H0V151H2V152H4V154L3 155H0V158H1V156H4V157H2V159L3 160H1L0 159V161L1 162H4V161H9V162H11V161H13V159H15V162L16 163H18V164H21V163H23L21 160V156H20V152L22 153V152H33L32 153V156L30 157L31 159H29V164H26L27 166H25V169H24V175L26 176V177H28L29 175H31V174H33V171H34V174H33V176L34 175H36L37 173L35 172L40 166H42V167H44V165L42 164H37V163H40V162H38L39 161V158H41L40 159V161L42 162H45V164H47V167H49L52 163V160L56 157V155H58L57 157L59 158V160H58V158H56L55 160H53V161H57V162H64L63 164H68L67 166H62V163H57V162H55L56 164H60V166H61V168H68L67 170H69V163L72 161V163H70V165H71V167L74 165L73 163H76V165H77V167H78V165H80L82 162H84L83 163V165H85V164H87V161H89V163L88 164H95V162H97V163H100V162H102L103 163V161H101V160H105L104 161V164L106 163V162H108L109 163V165H116L117 163V165L119 166V165H121V164H123V167H124V165L126 166V163L128 162V161H130L129 160V158H128V154H127V152H126V150L124 149V146H123V144L120 142V139H122V136H123V132H122V136L120 135V131H121V126L119 127V126H116V125H118L119 123V121L121 120H123V118L122 117H124V121H127V119L129 118V117H126L127 115H129L130 116V112L128 113L127 111L130 109V102H129V99H131V98H129L130 96L129 95H133L130 91H131V89L133 88V87H136V89H134V91L136 90L137 91V89L139 88V86H141L140 85V83L141 82H139V80L141 81V79H137L138 77H143L144 75L145 76H147L148 78H150L149 76L153 73L152 72V68H151V70H150V67H152L151 65H153V64H151L150 62H147V61H145L144 59H146L145 57H146V50L147 49H149V47H148V45H149V39H148V37H146L147 35H145V34H142V31H139V33H140V42H141V40H142V42L145 44V45H142V42L140 43V44H138V46H140L141 45V47H142V49H139V54H136V55H141V56H143L144 57V55H142V52H143V54H145V57L143 58V57H141L140 56V58H142L143 60H144V62L146 63L147 62V64L148 63H150L149 65H146L145 63L143 64V63H140L138 60L140 59V58H138V56H136L135 55V52L136 53H138L137 51H136V49L135 48H133L132 46H136V44H137V42L135 41L134 43H131V44H129V45H131V46H127L126 45V43H125V41H126V38H124L125 37V34L127 35L128 33H129V31H130V25H132V26H134V25H136V29L138 28V26L140 27L141 25V28L145 25V24H143V21H144V16H145V19L147 18V13H146V15H144L145 14V12H143V13H141L140 12V8L139 7H137V5L136 6H134V4L135 3H137V4H139L140 5V7H141V9L143 10V6L147 3V2H154V0H126L125 2L123 1L122 2ZM78 2V3H77ZM122 2V3H121ZM24 3V4H23ZM124 3V4H123ZM134 3V4H133ZM25 7V8H27V9H25L22 5ZM108 4V5H107ZM78 5V6H77ZM113 5V6H112ZM130 5H133V6H130ZM143 5V6H142ZM19 6V7H18ZM75 6V7H74ZM17 7V8H16ZM21 7H22V9H21ZM78 7H80V8H78ZM111 7V8H110ZM124 7V8H123ZM77 8V9H76ZM116 8H118V9H116ZM126 8H128V9H126ZM134 8H135V10H134ZM21 9V10H20ZM102 10V12L104 11V13H106L105 14V17L102 15V13H100L101 12V10ZM104 9V10H103ZM112 9V10H111ZM126 9V10H125ZM23 10H24V13H23ZM28 10V12H27V16H26V11ZM99 10V11H98ZM116 10V11H115ZM122 10H124V11H122ZM130 10H132V12L134 11V12H138V14H140V15H138V14H135L134 12L132 13ZM20 11V12H19ZM97 13H96V12ZM121 11V12H120ZM126 11V13H124ZM107 12L109 13V14H107ZM113 12V13H112ZM115 12V13H114ZM119 12H120V14L122 13L123 15H120L119 14ZM127 12L129 13V14H127ZM195 12V11H194ZM23 13V15H21ZM118 13V14H117ZM206 13V12H205ZM204 13V14H205ZM97 14V15H96ZM119 15V18H118V16L117 15ZM134 16H133V15ZM192 14L193 15H195V13H193L192 12ZM25 15V16H24ZM103 16L104 17V19H103V23H101V25H103V28H104V32L105 33H107L105 36H106V40L107 41H109V39H111L112 40V42H105V39L103 38V37H99L102 33H100V31L101 32H103L101 29L99 30V28H100V22H102V18H100L101 16ZM115 15V16H114ZM125 15V16H124ZM129 17V15H130V17H129V20L127 21V16ZM141 15H144V16H141ZM23 16V17H22ZM94 16V17H93ZM100 16V17H99ZM110 18H109V17ZM113 16V17H112ZM124 16V17H123ZM131 16H133V18H136L137 19V17H138V19L136 20V19H134V21H135V23H134V25H133V18L131 17ZM136 16V17H135ZM142 18H141V17ZM203 16V15H202ZM204 16H206V15H204ZM204 16H203V18L202 19H204L206 22H208V23H206L205 21H204V24L206 23V24H210L209 22L210 21H208V20H206V19H208V18H204ZM97 17V18H96ZM123 17V18H122ZM109 18V19H108ZM112 18V19H111ZM125 18H127V19H125ZM23 19V20H22ZM26 19L28 20H32V22H30V21H27L26 22ZM93 19H94V21H96V22H94L93 21ZM101 19V20H100ZM116 19H118V20H116ZM125 19V20H124ZM130 19L132 20V22L130 21ZM226 20H227V18H225ZM100 22H99V21ZM105 20V21H104ZM108 20V21H107ZM122 20L123 21H125V22H122ZM141 20V21H140ZM108 22V24H107V22ZM113 21V22H112ZM221 22V24L222 25H224V27L226 26L225 24H227L228 22L227 21H225V20H223V22H222V20H220ZM24 22H26V23H24ZM90 22H93V24L92 23H90ZM111 22V23H110ZM116 22V23H115ZM126 22H130L131 24L129 25V23H126ZM139 22V23H138ZM227 22V23H226ZM22 23H24V24H22ZM28 23V24H27ZM97 23V24H96ZM123 23H125V24H123ZM218 23H219V21H218ZM25 24H27V25H29V27H30V30L32 29V30H34V31H31L30 32V30H29V27H27V26H24ZM91 24H92V26H91ZM94 24H96V26L94 25ZM111 24V25H110ZM117 24V27L115 26ZM127 24V25H126ZM140 24V25H139ZM88 25V26H87ZM97 25H99V26H97ZM114 25V26H113ZM119 25V26H118ZM124 25H125V27H124ZM138 25V26H137ZM105 26H107L106 28H105ZM128 26V27H127ZM85 27V28H84ZM95 27V28H94ZM109 27H112V28H109ZM115 27V28H114ZM124 27V30H126L127 28V31H128V33H127V31H125L124 32V30H120V29H122ZM135 27V26H134ZM21 28L23 29V30H21ZM84 28V29H83ZM93 28V29H92ZM102 28V27H101ZM119 28V29H118ZM18 29V31L16 32L15 30H17ZM59 29V30H58ZM79 29H83L82 31H84L85 33L84 34H86V31H88L87 32V34L84 36L83 35V33L82 34H80V32H79ZM89 29V30H88ZM94 29L96 30L97 29V31H95L94 33H93V31H94ZM105 29H108L107 31L105 30ZM112 29V30H111ZM117 29V30H116ZM25 30V31H24ZM29 30V35H31V37H32V35H34L32 38L29 36V35H27V31ZM57 30V31H56ZM77 31V33L76 32H74V31ZM91 30V31H90ZM93 30V31H92ZM118 30H120L119 32H118ZM141 30H145V27H144V29H141ZM37 31V32H36ZM59 31V32H58ZM117 31V32H116ZM133 31H135V32H137L136 30H134L133 29ZM23 32V33H22ZM34 32H36L37 33V38L39 37V39H37L36 38V35L34 34ZM47 33V34H45V33ZM58 33V34H56V33ZM97 32H99V34L97 33ZM32 33V34H31ZM76 35H75V34ZM92 33V35H90V34ZM98 35H97V34ZM105 33H103V34H105ZM114 34L113 35V37H112V35L111 34ZM122 35H120V34ZM123 33V34H122ZM125 33V34H124ZM18 34V35H17ZM40 34V35H39ZM54 34H56V35H54ZM59 34H60V36H59ZM62 34V35H61ZM80 34V35H79ZM102 34V35H103ZM109 34H110V36H109ZM117 34H119L118 35V38L119 39H116L117 38ZM14 35V36H13ZM15 35H17V36H19V37H17V36H15ZM27 35V36H26ZM46 36V37H44V36ZM47 35H48V37H47ZM54 35V37H52ZM88 35V36H87ZM95 35V36H94ZM97 35V36H96ZM101 35V36H102ZM116 35V38L114 37ZM207 38L209 37V38H211V36L209 35V34H204ZM22 36V37H21ZM42 36V37H41ZM50 36V37H49ZM59 36V38L57 39V37ZM82 36H84V37H82ZM90 36V38H91V36H93L94 38H97V37H99L100 39H104L103 40V43L106 45V43L107 44H112V43H114L113 41L116 39V43H114V46H115V44H117L118 42H119V44H118V46H119V48H120V50H118L119 48L117 47V45L115 46V47H112L113 45H110L112 48H115V50L116 51H119L120 52V55L113 49H111L110 48V46H108L107 47V49H105L106 50V52H107V50H108V52H107V54L108 55H110V51H115V52H113L115 55H116V53H117V55L119 56H114V54L112 55V57H111V55L110 56H105V55H107V54H105L106 52H105V50H103L105 53H102V51H99V52H101L104 56H105V59H106V62H105V59H103L102 58V56H100L101 54H98L97 53V51L98 50H100V49H98L97 47H99V42L97 43V41H96V39H94L93 37V39L91 38V40L89 39V41L90 42H88V40H87V38L86 37H89ZM104 36V37H105ZM107 36H109V38L107 37ZM124 36V37H123ZM141 36H144V37H142L141 38ZM205 36H203L202 38H205ZM35 37V38H34ZM65 37V38H64ZM82 37V38H81ZM110 37H112V38H110ZM120 37H122V38H120ZM127 37V36H126ZM18 38L19 39H21V40H18ZM23 38V39H22ZM30 38L32 39L31 41H32V43H30L31 41H29L30 40ZM36 40V42H35V40ZM42 40H41V39ZM44 38H47V39H44ZM54 38V40H55V38H56V41H54V40H52ZM68 38V39H67ZM138 38H139V36H138ZM144 38V39H143ZM145 38L147 39V40H145ZM207 38H205V39H202L203 41H202V43L203 42H205L206 41V43H210V41L212 42V40H210V39H207ZM48 39H51V40H48ZM63 40V42H62V40ZM67 39V40H66ZM78 39L80 40V42L79 43H81V39H86L87 41L86 42H84V40H82L83 42L81 43V44H78ZM124 39H125V41H124ZM208 41H207V40ZM15 40V41H14ZM16 40H17V43H16ZM34 40V41H33ZM38 40V41H37ZM43 41V42H45V43H47V45L45 44V43H42V42H40V41ZM46 40V41H45ZM58 40V41H57ZM59 40H60V42H59ZM69 40H70V42H69ZM96 41V45H98V46H95L94 44H93V42H91V41ZM98 40V39H97ZM22 42V43H20V45H19V43L18 42ZM50 41H52L51 42V44H50ZM118 41V42H117ZM147 41V42H146ZM37 42H39V43H41L42 45L43 44H45V46H44V48L42 49V45L40 44V46H41V48L39 47V43L37 44ZM59 42V45H60V43H65L64 45L66 46V47H64V49H66V48H68L69 49V46L71 47V45H72V47H71V50H72V48L73 47H77V50H76V52L74 51V53L73 52H71L70 53V51H69V53H70V57H69V53H68V50L66 49L65 51H66V54H64L61 50H60V52H61V54H59L60 55V57L59 58H55V62H54V60L53 61H50L49 63H50V65L48 64L47 66H44V67H46V70H44L45 68H43V71H42V67H41V69L39 70L38 69V67H37V65H38V63H39V59H37V56L39 55V54H41L40 55V57L42 56V54L44 53L43 51H50V48L48 49L47 48V46H49L50 45V47L51 46H53L52 47V49H51V51L53 50L54 51V49L53 48H56V47H58V49L56 48L55 50H59V46H57L58 44H56V43H58ZM193 42H195V41H193ZM36 45H35V44ZM74 43V44H73ZM85 43H87L88 45H89V43H90V47H91V45H94L93 46V48H96V49H94V51H96L95 53L99 56V59H98V56L97 55H95L96 57L95 58H97L95 61H97L98 60V62L97 63H101V61H103L104 63H105V65H103V64H99L98 66H96L97 68H99V66H100V68H103L104 70H102V69H100L99 68V71L98 70H96L95 71V69H94V71H93V66L95 67V63L93 62V60H94V57H92V55L93 54H95V53H93L92 51H91V49H92V47L90 48V47H88V45L86 44V46L88 47V50H86L87 49V47L84 45ZM148 43V44H147ZM205 43V44H206ZM18 44V45H17ZM26 44V45H25ZM36 46H34V45ZM63 44L62 45H60V49H62L63 48ZM77 46H76V45ZM84 46H83V45ZM24 47H22V46ZM54 45H56L55 47H54ZM80 45H81V49L82 48H84V47H86L84 50H86V51H83V49L82 50H78V47H80ZM31 46H32V49H31ZM61 46H62V48H61ZM134 46V47H135ZM145 46H147L146 47V49H145ZM20 48V49H19ZM28 48V49H27ZM35 48V49H34ZM41 50H43L42 52L40 51V49ZM48 50H47V49ZM89 48H90V50H89ZM100 48V47H99ZM117 48V49H116ZM128 48H129V50H128ZM138 48H140V47H138ZM137 48V49H138ZM31 49V50H30ZM34 49V50H33ZM37 49H39L38 51H37ZM74 50L76 49V48H73ZM130 49H131V51H130ZM133 49L135 50V51H133ZM145 51H144V50ZM17 50H19V52L17 51ZM20 50H22L21 52H20ZM36 50V51H35ZM93 50V49H92ZM128 50V51H127ZM143 50V51H142ZM215 50V49H214ZM214 50H212L211 52H209L210 54H208L207 55V58H205V65L207 66H209V64H210V67H211V65L213 64V66H212V68L214 67L215 68V70H214V68H213V70L214 71H219V73L218 72H216V74L214 73V75H216L217 76V81H220V79H224L223 77H224V74L225 73H228L229 75H230V72L231 73H233V75H234V77H233V79L235 78V80H236V83L234 82L235 80H233L232 79V77L231 78H229V76H228V74L226 75L225 74V79H226V76H227V81H221V83H220V87H222L223 89V91H226V92H228L229 91V93H231V92H233V93H235V92H239L240 90H242V91H245L246 93H247V91L249 92L248 94H249V97L251 96L252 98H253V100H255L256 98L259 100L258 102L259 103H252V104H257V105H259L260 104V107L262 106V105H264L263 103H264V99L262 98V96H264V71H262V70H264V57H262L263 59H261V57L260 56H258V57H256V58H254V60H253V65H252V61L249 59V61H247V59H245L244 58V63H243V59L238 63V62H236V65L238 64V66H236L235 65V62H234V64L232 63V61H231V63L234 65H232V67H235L234 69V71H233V68L231 67L230 69L228 68V67H226V66H228L227 64H228V62L226 61V63H225V61H224V59H228V61H229V59H231L230 58V56H233L232 54L231 55H229L228 54V58L226 57L227 56V53H223V55H221V52L219 53L217 50L216 51H214ZM228 50V49H227ZM15 51H17V52H15ZM33 51H35V52H33ZM73 51V50H72ZM79 52V54H80V51H81V54L82 55H84V54H86V53H88V55L90 56L91 55V57L93 58V59H91L92 60V62H93V64L90 66V68L92 69V72H89L88 70H86L84 67V65H83V63H77V61H79V60H81V58H82V55L80 56L79 54H76V53H78ZM87 51H91V53H93V54H89V52H87ZM127 51V52H126ZM132 53V52H134V53H132L133 55H135V59H136V61H132L131 62V60H133L134 59V56L132 55V54H130V52ZM37 52V53H36ZM85 52V53H84ZM129 52V53H128ZM140 52H141V54H140ZM215 52V53H214ZM226 52V51H225ZM228 52V51H227ZM33 53L34 54H38V55H35V57L33 56L32 57V55H33ZM124 53V54H123ZM147 53H149V52H147ZM22 54V55H21ZM63 54H64V56H63ZM73 54V55H72ZM128 54H129V56H130V58L129 59H126L125 57L127 56V58L129 57L128 56ZM211 54L213 55L212 57H211ZM215 54V55H214ZM219 56H218V55ZM30 55H31V57H30ZM65 55L67 56V57H65ZM122 55V56H121ZM209 55H210V58L209 59H211L210 61H209V59H208V57H209ZM224 55H226V56H224ZM264 56V53L263 54H261V56ZM17 56V57H16ZM20 56V57H19ZM24 56V57H23ZM71 56H74V58L72 57L71 58ZM78 56V57H77ZM115 58H114V57ZM125 56V57H124ZM214 56H216L215 58H214ZM221 56H223V57H221ZM19 57V58H18ZM39 56H38V58H40ZM62 57H64V63H66L67 62V64H69V63H71L72 64V66L74 65L73 63H75L76 65H74L75 66V68L76 69H74V66H73V68H69V67H71V64H69L70 66H68L67 64H63V60H62ZM75 57L76 58H79V59H76L75 60ZM81 57V58H80ZM85 57H87V55H84L83 56V58L85 59ZM90 57V58H91ZM100 57L103 59H100ZM110 57V60H108L107 58H109ZM133 57V58H132ZM218 57H220V63L221 62H223L224 61V63L226 64V66L224 67V65H222V63L221 64H219V61H218ZM226 57V58H225ZM260 57V58H259ZM18 58V59H17ZM33 58L36 60V61H33V62H30V61H32L33 60ZM65 58H68V59H65ZM82 58V61L84 60ZM112 58H114V59H116V58H119L121 61H122V64L120 63V61H118V60H116V62L118 61V63H120L121 65L119 66V64L118 63H116L115 62V60H113ZM124 59V62H123V59ZM138 58V59H137ZM214 58V59H213ZM217 58V59H216ZM224 58V59H223ZM17 59V60H16ZM28 59L30 60V61H28ZM52 59H54V57H52ZM58 61H57V60ZM126 59V60H125ZM134 59V60H135ZM142 59H140L141 60V62H142ZM206 59H207V61H206ZM70 60V62H68V61ZM71 60H73V63L71 62ZM100 60V61H99ZM109 61V63L110 64H112V66L114 67L115 65V69H119L117 66H119L120 67V69L122 70H120L119 69V71H117V70H114L113 68H111V65L109 64V63H107L108 61ZM111 60H112V62H115L116 64L115 65H113L114 63H112L111 62ZM213 60V61H212ZM256 60V61H255ZM257 60H258V66L255 64V63H257ZM23 61L25 62V63H23ZM61 61V62H60ZM218 62V64H216L215 62ZM255 61V62H254ZM259 61H260V64H259ZM262 61V62H261ZM36 62V64H34ZM38 62V63H37ZM54 62V63H53ZM56 62H58V63H56ZM59 62H60V64H59ZM79 62H81V61H79ZM128 62V63H127ZM130 62L132 63V64H134L133 62H135L136 64L135 65H131V67H130ZM207 62H209V64H207ZM245 62H246V64H245ZM248 62H250L251 64L249 65V63ZM27 63V64H26ZM51 63H52V65H51ZM126 63V64H125ZM137 63H139L138 65H137ZM212 63V64H211ZM230 62H229V67L231 66L230 64H231ZM248 63V64H247ZM30 64L32 65L31 66V68L33 69V67H36L37 69L35 70V68H34V70H32L31 68H30ZM54 64V65H53ZM62 64H63V66H62ZM107 64V65H106ZM140 64H142V66L146 69V67L144 66V65H146L147 67H149V68H147V69H149V70H147V72L148 73H150V75L148 76L147 74L148 73H146V70H144V68L142 67L141 68V65ZM255 64V65H254ZM20 65H21V67H20ZM25 65H28V66H26L25 67ZM56 65H57V68H58V66H59V68H61V67H64V65H67V67L68 68H65L66 69V72H67V70L68 69H70L67 73L61 68V69H57L58 71L59 70H62V72L61 71H59L58 73L55 71L56 70ZM78 65H83V66H79V67H81L82 69H80L79 67H78ZM103 65V66H102ZM126 65V66H125ZM140 65V66H139ZM217 65H219V67L217 66ZM222 65V66H221ZM245 65V66H244ZM50 66H53V67H49ZM123 66V67H122ZM128 66H129V68L132 70V71H135L134 69V66L136 67V70H137V72H138V70H141L142 71V73H141V71L138 73L139 75L141 74H144V75H140V76H138V74H137V78L135 77L136 75L131 71V70H129V68H128ZM137 66H138V68H137ZM223 67V70H219L221 67ZM253 66H256L255 68H253ZM260 66V67H259ZM95 67V68H96ZM122 67V68H121ZM125 67H127V68H125ZM155 66L153 65V68H154ZM219 68V69H216V68ZM247 67V68H246ZM248 67H250V69L248 68ZM24 70H22V69ZM53 68V69H52ZM77 68H78V71H79V73H78V71H76L77 70ZM107 68H108V70H107ZM127 69V70H125V69ZM133 68V69H132ZM140 68V69H139ZM211 68V69H212ZM256 68H258L257 70L259 71V72H254V70L255 71H257L256 70ZM47 69H49V70H47ZM50 69H52V70H50ZM80 69V70H79ZM156 68H154L153 70H155ZM222 69V68H221ZM226 69H229L230 70V72H227V71H229V70H227L226 71ZM237 69V70H236ZM244 69L246 70V71H244ZM261 71H260V70ZM13 70V71H12ZM16 70H18L17 72H16ZM26 70V71H25ZM81 70L83 71V73L81 72ZM102 72H101V71ZM105 70H107L108 71V74H111V77L108 79V78H106V76H104L105 74L103 73V72H107V71H105ZM109 70H110V73H109ZM143 70L145 71V73H143ZM225 70V73H223V71ZM233 72H232V71ZM40 71V74L42 75L43 74V76H39V72ZM49 71H52V74H50L49 73ZM70 71H73L72 73L70 72ZM85 71H87V75H86V72ZM99 72V73H96V72ZM114 71L115 72V74L114 73H112V72ZM121 71V72H120ZM130 72V73H127V72ZM191 71V70H190ZM193 71V70H192ZM239 72L240 73V75H239V73L237 74L236 72ZM248 71V72H247ZM22 72V73H21ZM30 72V73H29ZM101 72V73H100ZM118 72V73H117ZM119 72L121 73V74H123L124 75V73L129 77V75L131 74V75H135L134 77L133 76H131L130 75V79L132 80H130L129 78H127L126 80H124L127 76H125L124 77V79H123V75H119ZM136 72V71H135ZM182 73H180V77H182V80H178V83H182L181 84V86L183 87V85H185L184 87H185V89L187 88L188 90H187V92H188V96H189V98L191 99V101H192V103L197 107L196 108V110H195V112H196V114L194 115V117L192 116L190 119H189V121L187 122V124L188 125H186V127H185V129H183V131H181V133L179 132V134H181V135H179V134H177V135H179V136H175V140H174V142H171L170 144V146H169V149H170V147L173 145V143H175L173 146H172V148L171 149H173V150H169V151H171L170 153H168V150L166 151V154L168 153L169 155H170V157L168 156V154H167V156L165 157L166 159L167 158H169V159H167V161H168V164L170 165H168L167 164V161H165V165L166 166H168L166 169V171H167V173L169 172H171L170 174H172L173 175V173L175 172V174L177 173V171L178 172H182V173H193V172H195V171H197V169L198 170H202V169H204V166H203V163H204V165L208 168V169H210L211 168V170L213 171V173H215L214 172V170L217 168V167H215L216 165H218V163L220 164V163H222L223 165H221V166H218L219 168H220V170H219V168H217V170H215L216 172H218V171H220V176L219 177H217L218 175H217V173H215L214 175H216V180L214 179V178H210V179H214L213 181L214 182H216L217 180H219V178H221L222 176H223V174H221V172H223V173H225L226 174V176L227 177H225L226 178V180L223 178L220 182L219 181H217V183H219V184H222L221 186H219V189H220V187L222 188L223 187V189L225 188V190H223V189H220L222 192H223V194H222V192L221 191H219L218 190V186H216L215 185V188H214V182H213V186H212V183H210V182H208V183H206V186H207V184H209L208 186L209 187H211L212 189L214 188V190L217 188V191L219 192V195H218V193L216 194V192L214 193V190L213 191H211L212 189L211 188H209V187H205L206 189H208V191H204L205 193H200V195H199V197H198V195H197V197H194L193 195H190V196H187V198H185V200H189L190 199V197H191V200L190 201H192L193 200V198H196V200L194 199L193 201H192V203L190 204L188 201H185V202H188V203H185V204H187L188 206L189 205H191L192 206V204L193 205H195L196 203H197V199H201V197L203 198V199H205V198H207V197H209L208 195H210V197L213 195L214 196V198L217 196L218 197V199H217V201L218 200H220L219 198L220 197H225V195H227L228 196V194H229V198L228 197H226V198H228L229 199V202H231L232 203V201H233V205H235L234 207L235 208H237L236 209V211L238 210V209H240L241 211L243 210V219H242V223H240V221H238V222H236V228L234 227V231L236 232V233H233V230H232V233L230 232V231H228V232H230V233H228L227 231H226V229L224 228V227H221L222 225H220V222L218 221V220H216L215 219V217H214V214H212V207H210L209 209H206L205 207H207L208 208V206H210V205H208L207 206V204H208V202L210 201H215L216 200V198L214 199L213 197H211L212 198V200H210L209 198L207 199V200H209V201H207V200H204V202H201L202 201V199L199 201L198 200V205L196 204V206H198V207H200V208H198L197 209V207H191L190 206V208L188 209V206H187V209H188V211H195L196 209V213L195 212H193L194 214H192L193 215V217H192V215H191V217H192V220H193V218L195 217L196 219H195V221L193 220L192 222H193V224L191 223V226L190 227H187V228H185V230H183V229H181L180 230V228L178 227V225H177V223L179 224V221L177 220V219H175L174 220V222H173V226H172V228H166L165 227V220H163L162 219V217H160L161 219H159V217H156L155 218V220L153 221V226H154V229H156V230H154V231H156L155 233L153 232V230H152V234H151V236H149L150 237V240H149V238H146L147 240H144L143 241V246H144V248H149L148 250H146V249H143L144 251H146V253L145 254H147V256L149 255L150 256V253L154 250L155 252H152L151 254H153L154 256H162L161 258H164L163 256H165V258L164 259H166V257L168 258V260H165L166 261V264L169 262V264H231V263H234V264H238L239 262H240V264H264V203L259 199L258 201H259V203H261V204H258L257 202L258 201H256L258 198L256 197V196H252V194H250L249 192H251L250 190V187H247V185H244V187H243V189L245 190V191H243V189H242V187L240 188V187H237V186H240L239 184H241V183H237V181H240V180H238L239 179V177L241 178V173H243V171H242V169H244V168H242L241 167V164L243 163V164H245V162H247V158L245 157V155H246V153H247V155L246 156H248V155H251V156H248V157H251V158H253V157H255L256 158V156L257 157H259L258 156V154H257V152H256V148H254L252 145V141H250V136L249 135H247L246 133H244V131L243 130H238V129H241V128H239L236 124H237V122L235 123V121H236V116H235V114H233L234 113V110L233 109H230L229 107H228V105H226L227 103L225 102V101H223L224 100V98H222V97H218V96H214V97H212V96H210L211 95V90L213 89V85H212V83H211V81L210 80H205L206 78H205V75H202L200 78L198 77V76H200V75H193V74H195V72L193 71V72H189V70L188 71H181ZM186 72H187V74H186ZM220 72H222L221 73V75H222V78H220L221 76H220ZM243 72V73H242ZM252 72V74L250 75V73ZM261 72H263V73H261ZM11 73V74H10ZM15 73V74H14ZM21 73V74H20ZM31 73L34 75V76H36L35 74H37V76H39V78H43V81H44V79H45V81H46V83H44L43 81H42V79H41V82H37V83H35L36 84V86L34 87V79L32 78V77H34L33 75H32V77H31ZM53 73H55L56 74V76H57V81H55V78H52L51 76L53 75V77L55 76V74H53ZM76 75H75V74ZM78 73V74H77ZM92 73H93V77H96V78H93L92 77ZM184 73V74H183ZM192 73V74H191ZM217 73H218V75H217ZM259 73H261V76H260V74ZM3 76H2V75ZM30 76H29V75ZM44 74H48V75H51V76H48L47 75V77L44 75ZM57 74H59L60 76H58ZM62 74H63V77H62ZM65 74H66V76H65ZM68 74V75H67ZM88 74H89V76H88ZM99 76H98V75ZM102 74H103V77H102ZM107 74V73H106ZM114 75V77L116 78V79H113L114 77H113V75ZM117 74V75H116ZM238 75V77L240 78V76L242 77V78H238L237 77V75ZM248 74V75H247ZM254 74H256V77L258 76L259 77V79H258V77H257V81L254 83H252L251 81H250V79H251V76L252 75H254ZM74 75V76H73ZM91 75V76H90ZM95 75V76H94ZM119 75V76H118ZM191 75H192V77H191ZM236 75V76H235ZM37 76H36V80H38V78H37ZM45 76V77H44ZM55 76V77H56ZM68 76V77H67ZM88 76V77H87ZM98 76V77H97ZM108 76H110V75H108ZM194 76V77H193ZM218 76H220V77H218ZM231 76V75H230ZM249 76V77H248ZM29 77V78H28ZM51 77L52 79H54L53 81L54 82H58V80L62 83V84H64L63 85V87L65 88L66 87V85H67V90H66V88L64 89L63 87H61V85L59 84V83H57L58 85H60L59 87H60V89H63L64 91L66 90L67 92H69L70 90V92L69 93H73V92H75V91H78L77 90V84H81L82 85V82H81V80H82V77H83V85L80 87V88H82V89H84V87H85V84H86V82H87V84L86 85H88V83L91 81V83L92 84H96V81L99 83H97V88H96V86H95V84H94V86H95V91H96V89H97V91H99V92H93L92 90H90L88 93H87V97H82V101L84 100V102H82L81 100V102L80 101H76V102H71V101H69V96L68 95H70L69 93H67L66 91H65V94H61L60 95V93H61V91H63V90H60V92H58V91H54L53 92V90L51 91L50 90V88H52V86L54 87L53 89L54 90H59V88H56L57 86H55L56 84L54 83V82H52V80H50L49 78ZM61 77V78H60ZM75 77V78H74ZM77 77H79V78H77ZM93 78V80H95V79H97L95 82L92 80V78ZM113 77V78H112ZM119 77V78H118ZM121 77V78H120ZM132 77V78H131ZM180 77H179V79H180ZM196 77H198L199 78V80H198V78H196ZM261 77V78H260ZM5 80H4V79ZM21 78V79H20ZM35 78V77H34ZM60 78V79H59ZM65 78V79H64ZM72 78H73V80H72ZM112 78V79H111ZM148 78H146V77H143L142 79H147L148 80ZM196 78V79H195ZM228 78H229V80L230 79H232V80H230V82L228 81ZM237 78V79H236ZM248 78H249V80H248ZM47 79V80H46ZM49 79V80H48ZM78 79H80V80H78ZM86 79H89V80H86ZM103 79V80H102ZM121 79V80H120ZM134 79H137L136 81L134 80ZM187 79V80H186ZM190 79V80H189ZM195 79V80H194ZM200 79L202 80V81H200ZM219 79V80H218ZM224 79V80H225ZM263 79V80H262ZM25 80V81H24ZM30 80H31V82H30ZM35 80V81H36ZM63 80H65V81H62ZM76 80L78 81V82H76ZM86 80V82H84ZM105 80V81H104ZM107 80V81H106ZM111 80H113V82H115L116 80V83H115V85H113L114 83L111 81ZM123 80H124V82H123ZM147 80H145V81H147ZM189 80V81H188ZM205 80V81H204ZM245 80V81H244ZM2 81V82H1ZM22 81V82H21ZM47 81H48V83H47ZM53 83V85L51 84V82ZM102 81V82H101ZM125 81H131V83L129 82V83H127V82H125ZM142 81H144V80H142ZM144 81V82H145ZM186 83H185V82ZM200 81V82H199ZM261 81V82H260ZM263 81V82H262ZM67 82V84L65 85V83ZM94 82V83H93ZM117 82H121V83H123V84H121L120 83V86H119V84L117 83ZM132 82H134V83H132ZM139 82V83H138ZM144 82H143V84H144ZM189 82H190V84L191 85H188L189 84ZM202 82V83H201ZM205 82V84H203ZM223 82H226V83H223ZM248 84H247V83ZM260 82V83H259ZM33 83V84H32ZM39 83V84H38ZM43 84V89L42 88H40L39 87V85H41L42 86V84ZM72 83V84H71ZM73 83H75V84H73ZM77 83V84H76ZM107 83H111L110 85L109 84H107ZM113 83V84H112ZM126 83H127V85H126ZM136 83H138L137 85H136ZM147 83V82H146ZM145 83V84H146ZM195 83V84H194ZM230 83H232V85H230ZM260 85H259V84ZM24 84V85H23ZM28 84H30V85H33L32 87H30V85H28ZM37 84H38V86H37ZM70 84H71V86H70ZM100 84H101V89H99L98 90V87L100 86ZM107 84V85H106ZM116 84H118L117 86L119 87V89H116ZM129 84H130V86H129ZM131 84H134L133 85V87H131L132 85ZM142 84V83H141ZM197 84V85H196ZM199 84V85H198ZM233 86V87H231V89H230V86ZM234 84H236V85H234ZM21 85V86H20ZM47 86V85H50V86H48V87H44V86ZM74 85H76V86H74ZM112 85H113V87H112ZM124 87H126L127 86V88H125L126 89V92L127 91H129V93H128V95L125 93V89L122 87V86ZM139 85V86H138ZM194 85V86H193ZM204 85V86H203ZM208 85V86H207ZM262 85V86H261ZM22 86H24L25 87V89H24V87H22ZM70 86V87H69ZM94 86H88V87H91V89H92V87H94ZM162 86V87H161ZM160 87L161 88H159V92H157V94L158 93H160V94H158V96L160 97H158V100H157V98H155L156 100V102H157V104L159 103L160 104V102L162 101V99H163V96H165V94L167 93V91L168 90H165L166 92H164V93H162L163 92V88H164V86H165V88H166V86H167V89H168V85L167 84H162ZM191 86H193V87H191ZM206 87V88H203V87ZM228 86H229V88H228ZM39 87V88H38ZM69 87V88H68ZM72 87V88H71ZM102 87H104L103 89H102ZM109 87V88H108ZM117 87V88H118ZM124 89V91H123V89ZM129 87H131V88H129ZM138 87V88H137ZM143 87L144 88H146L147 86L145 85H143ZM143 87H140L138 90H142L143 89ZM183 87V88H184ZM190 87V88H189ZM196 87V88H195ZM203 88V89H201V88ZM239 87V88H238ZM251 87V88H250ZM27 88V89H26ZM29 88H32V90L31 89H29ZM37 88V91L35 90V89ZM73 88H75V89H73ZM112 88V89H111ZM115 88V89H114ZM122 90H121V89ZM208 88V89H207ZM209 88H211V90H209ZM234 88V89H233ZM34 89V90H33ZM39 89H42V90H46L47 91V93L46 94H43L42 92H44V91H42L41 93H42V95H43V99L41 98H39V96L38 95H41V93L39 94V92L41 91V90H39ZM70 89V90H69ZM82 89L80 90V91H82ZM105 89V90H104ZM111 89V90H110ZM132 89V90H133ZM195 89V90H194ZM207 91H206V90ZM228 89V90H227ZM252 89H254L255 91H252ZM261 89V90H260ZM21 90H23V91H21ZM28 90H30V91H28ZM39 90V91H38ZM48 90H49V92H48ZM69 90V91H68ZM110 92H108V91ZM113 90H114V92H113ZM158 90V89H157ZM162 92H161V91ZM189 90H190V92H189ZM203 90L204 91H206V92H208V93H210V95H207L208 93H205V92H203ZM209 90V91H208ZM28 91V92H27ZM93 93H92V92ZM102 91V92H101ZM115 91H117V93L115 92ZM122 91V92H121ZM134 91H132L133 93H134ZM136 91H135V93H136ZM195 91H197V95L195 94L196 92ZM202 91V92H201ZM231 91V92H230ZM251 91V92H250ZM30 92V93H29ZM38 94H37V93ZM53 92V93H52ZM58 93V95H57V93ZM105 92V93H104ZM107 92V93H106ZM118 92H121L122 94H123V96H122V94L120 93V96L118 97ZM124 92V93H123ZM244 92V93H245ZM253 92V93H252ZM257 92V93H256ZM26 93V94H25ZM52 93V94H51ZM64 93V92H63ZM67 93V94H66ZM131 93V94H130ZM189 93H190V95H189ZM259 93V94H258ZM35 94V95H34ZM50 94V95H49ZM116 94V95H115ZM126 94V95H125ZM161 94H163V96L161 95ZM192 94V95H191ZM248 94H246L247 96H248ZM254 94V95H253ZM30 95V96H29ZM33 95V96H32ZM41 95V96H42ZM48 95H49V97H48ZM53 95H54V97H53ZM61 97H60V96ZM63 95V96H62ZM99 95H100V97H99ZM109 95V96H108ZM110 95H111V98H110ZM125 95V96H124ZM199 95V96H198ZM234 97H235V95L234 94H232ZM242 95L243 96H240V97H245L244 96V94L242 93ZM98 96V97H97ZM166 96H167V94H166ZM165 96V97H166ZM200 96H202L201 98H200ZM257 96V97H256ZM47 97V98H46ZM51 97V98H50ZM55 97H58V99L57 98H55ZM63 97V98H62ZM107 97V98H106ZM116 97H117V100H116ZM123 97V98H122ZM126 97V98H125ZM157 97V96H156ZM164 97V98H165ZM193 97V98H192ZM198 97V98H197ZM206 97V98H205ZM210 97H212V98H210ZM217 97V98H216ZM248 97V98H249ZM250 97V98H251ZM33 98V99H32ZM45 98V99H44ZM65 98V99H64ZM88 98V99H87ZM196 98V99H195ZM252 98H251V100H249L248 99V101H252ZM35 99V100H34ZM37 99H38V102H39V100L41 101V102H43V100H44V103L42 104L43 106H41L40 104H41V102L40 103H38L37 102ZM47 99V100H46ZM49 99H51V100H49ZM52 99H54V100H52ZM60 99H62V100H60ZM94 99V100H93ZM97 99V100H96ZM122 99V100H121ZM126 99V100H125ZM161 99V100H160ZM166 99L167 98H165V99H163L164 101H162L161 103H162V105H161V108H160V105L158 104L157 106L159 107V109H163L162 111L160 110L159 111V113H162L163 111H164V108L166 107V103L164 104V102H166ZM210 99V100H209ZM215 99H216V101H215ZM244 99H247V97L246 98H244ZM32 100H33V105H32ZM46 100V101H45ZM86 100V101H85ZM88 100V101H87ZM123 100H125L126 102H129V104L128 103H126L127 104V106H129V107H125V101H123ZM212 100V101H211ZM261 100V101H260ZM34 101L36 102V103H38V104H36V105H34ZM58 101V102H57ZM62 101H63V103H62ZM65 101V102H64ZM98 101H100V102H98ZM106 101H108V102H106ZM122 101H123V103L125 104V105H122L121 106V104H122ZM214 101H215V105H213L214 104ZM220 101V102H219ZM246 101V100H245ZM46 102V103H45ZM55 104H54V103ZM67 102H69V103H67ZM96 104H95V103ZM119 102V103H118ZM202 102V103H201ZM207 102V103H206ZM223 102H225V103H223ZM56 103H59V105H57ZM76 103V104H75ZM77 103H78V106H77ZM80 103V104H79ZM84 103V104H83ZM89 105H88V104ZM107 103H109V104H107ZM111 103V104H110ZM115 103H116V105H115ZM121 103V104H120ZM216 103H217V105L218 106H221V107H223L224 105H225V107L224 108H227V110L226 109H222V108H220V107H218L217 105H216ZM220 103H223V104H221L220 105ZM30 104V105H29ZM50 106H49V105ZM52 104V105H51ZM60 104H62V105H60ZM68 105V106H70V107H67V106H65V105ZM72 104V105H71ZM95 104V105H94ZM104 104V105H103ZM113 104V105H112ZM165 106H164V105ZM29 105V106H28ZM39 105V106H38ZM57 105V106H56ZM88 105V106H87ZM101 107H100V106ZM206 105H208V106H206ZM214 107H213V106ZM13 106H15V107H13ZM31 106V107H30ZM36 106V107H35ZM48 106V107H47ZM77 106V107H76ZM81 106V107H80ZM89 106H91V107H89ZM92 106H93V109H92ZM99 106V107H98ZM114 106H115V108H114ZM119 106H121V107H119ZM124 106V107H123ZM163 106V107H162ZM199 106V107H198ZM10 109H9V108ZM23 107H25V109L23 108ZM35 107V108H34ZM43 107V108H42ZM51 107V108H50ZM57 108V109H55V108ZM74 107V108H73ZM88 109V108H91V109H88L89 111H87L86 110V108ZM98 107V108H97ZM119 107V109H117V108ZM210 107V108H209ZM263 108H264V106H262ZM8 108V109H7ZM16 108H17V111H16ZM18 108H20V109H18ZM29 108V109H28ZM37 108V109H36ZM38 108L40 109H43L44 110V108L46 109V111L44 112L43 110H41L40 111V113H39V111H38ZM85 108V109H84ZM103 108V111L101 110ZM110 110H109V109ZM201 108V109H200ZM215 108H217V109H215ZM220 108V109H219ZM11 109H12V111H11ZM35 110V112L34 111H32V110ZM51 109V110H50ZM67 109V110H66ZM115 109V110H114ZM117 109V110H116ZM127 109V110H126ZM214 109V110H213ZM219 109V110H218ZM222 109V110H221ZM29 110V111H28ZM37 110V111H36ZM95 110V113L98 111V113H96V115H95V113L94 112H92V111H94ZM97 110V111H96ZM104 110H106V111H104ZM108 110V111H107ZM124 110V114L122 113V115H120L121 113H120V111L122 112ZM126 110V111H125ZM203 110V111H202ZM216 110H218V111H216ZM230 110H232L233 111V113H231L230 112ZM10 111V112H9ZM14 111V112H13ZM27 111V112H26ZM49 111V112H48ZM56 111V112H55ZM80 111V112H79ZM84 111V112H83ZM130 111V110H129ZM214 111V112H213ZM227 111V112H226ZM4 112H6V113H4ZM13 112V113H12ZM20 113V114H18V115H15V114H17V113ZM53 112V113H52ZM85 112H87V117L89 116V112H91V113H94V117H98L99 116V114L101 115L102 113V117H100L99 119H100V121H102V122H100V121H96V118L95 119H92L93 121L95 120L96 122H97V124L95 125V127H94V129L95 128H99V129H102V130H100V131H98V133H101V134H104V135H101V137L100 138H98L99 136L96 134V132H97V129H96V132L94 133L95 135H93L92 133H93V131L92 130H94L93 129V127L92 126H94V125H90V129L88 128V121H85V119L87 118L86 117V115H85ZM102 112V113H101ZM118 112H119V114H118ZM205 112V114H203V113ZM217 112H219L218 114H216ZM3 113V114H2ZM24 113V114H23ZM27 113V114H26ZM37 113V114H36ZM38 113H39V115H38ZM52 113V114H51ZM68 113V114H67ZM72 113V114H71ZM84 113V114H83ZM112 113H113V116H112ZM116 113V114H115ZM222 113V114H221ZM2 114V115H1ZM30 114V115H29ZM42 114V115H41ZM43 114H45V115H43ZM46 114H49V115H47L46 116ZM66 114V115H65ZM82 114V115H81ZM106 114H107V118H106ZM108 114H110V115H108ZM228 114V115H227ZM7 115H10V116H7ZM26 115H27V117H26ZM38 115V116H37ZM104 115H105V119H104ZM126 115V116H125ZM161 116H162V114H160ZM231 115V116H230ZM1 116H2V118H1ZM41 116V117H40ZM43 116H44V118H48L49 117V119L51 120V121H53V124H47L48 122L50 123L51 121L50 120H46V119H44L43 118ZM53 116H55V118H53ZM82 116V117H81ZM86 118H85V117ZM93 116V115H92ZM109 116H110V118H109ZM114 116H116V117H114ZM161 116H160V118H161ZM211 116V117H210ZM216 118H215V117ZM229 116V117H228ZM234 116V117H233ZM6 117V118H5ZM18 117V118H17ZM35 117V118H34ZM39 117V118H38ZM67 117V118H66ZM68 117H70V118H73V119H70V118H68ZM119 117V118H118ZM126 117V118H125ZM195 117H198V118H196L195 119ZM231 117H233V119L235 118V120H232V118ZM65 118V119H64ZM85 118V119H84ZM93 118V117H92ZM101 118H102V120H101ZM110 120H109V119ZM201 118V119H200ZM231 118V119H230ZM8 119V120H7ZM29 119H30V121H29ZM34 119H35V121H34ZM39 119H44V121L46 122L45 124H47V126L49 125V126H51L50 128L51 129H53L54 128V130L55 129H57V131L55 132V135L53 134V136L49 133V130L51 131V133H53L54 131L53 130H51L50 128H48V130H46L45 129V131H46V134H47V132H48V134H47V136H49V135H51L53 138H54V136H55V138H57L58 139V141H57V139H55L54 138V141H56L58 144H56L55 142L53 143V144H55V146L56 147H53L54 145H52V147H53V149H55L56 148V150H49L50 151V153L51 154H49L48 155V157H52L51 155L54 153L55 154V156L54 157H52L51 158V161L49 160V159H47L48 157H46V152L45 151H47V152H49L47 149H46V147H45V149H44V146H46L45 144H41L40 146H38L39 144L38 143H36V145H37V147H36V145L34 146L33 145V147H32V145H30L32 142L31 141H33V140H31L33 137H30L29 135H28V132H29V134L31 133L30 131H32L33 130V134L35 133V130L40 126H37L39 123H44V121L42 122H39ZM53 119V120H52ZM59 119V120H58ZM112 119H114L113 121H112ZM118 119V120H117ZM194 121H193V120ZM199 119V120H198ZM16 120V121H15ZM26 120V121H25ZM65 120V121H64ZM66 120H69V121H66ZM87 120V119H86ZM98 120V119H97ZM104 120H106V121H108V125L106 124L107 122H105ZM115 120H116V123H118V124H116L115 123ZM218 121V124H217V121ZM231 122H230V121ZM4 121V122H3ZM6 121V122H5ZM21 121V122H20ZM28 121V122H27ZM62 121H63V123H62ZM84 121H85V123H87V124H85L84 125V128H83V124H84ZM94 121V123H96ZM112 122V124H111V122ZM124 121H122V122H120L121 124H123L124 123ZM197 121V122H196ZM199 121V122H198ZM204 121V122H203ZM205 121H207V122H205ZM214 121V122H213ZM216 121V122H215ZM8 122H11V123H8ZM14 122V123H13ZM19 122V123H18ZM25 122V123H24ZM27 122V123H26ZM76 122V123H75ZM103 122H105V123H103ZM203 122V123H202ZM233 122V123H232ZM8 123V124H7ZM24 123V124H23ZM29 123V124H28ZM35 123V125H36V123H38L36 126H37V128H36V126L35 125H31V124H34ZM52 123V122H51ZM55 123V124H54ZM71 123H73V124H71ZM111 125H110V124ZM116 124V125H114L115 126V128L113 127V124ZM193 123V124H192ZM210 123V124H209ZM219 123L221 124V125H219ZM223 123V124H222ZM22 124H23V126L24 127H33L31 130H29V128H28V131H26V128H23V126H22ZM27 126H26V125ZM63 124V125H62ZM99 124V126H97ZM102 124V125H101ZM120 124V125H121ZM201 124H203L202 126H201ZM204 124H206V126H207V124H208V126L207 127H209L208 128V130L206 129V126L204 125ZM211 124H212V126H211ZM215 124H217V125H215ZM229 124V125H228ZM233 124H234V126H233ZM17 125V126H16ZM53 125V126H52ZM54 125H56L55 127H54ZM69 125V126H68ZM71 125H73V126H71ZM88 125V126H87ZM192 125V126H191ZM214 125H215V127H214ZM224 125V126H223ZM35 126V127H34ZM62 126V127H61ZM65 126V128H67V129H65V128H63ZM97 126V127H96ZM225 127V128H220V127ZM228 126V127H227ZM233 126V127H232ZM11 127V128H10ZM12 127H13V130H12ZM14 127H16V128H22V129H20V130H23V129H25V130H23V131H19V133L17 132V129H15ZM70 127V128H69ZM87 127V128H86ZM110 127V128H109ZM113 127V128H112ZM116 127H119L120 128V130H118ZM236 127V128H235ZM238 127V128H237ZM36 128V129H35ZM61 128V129H60ZM87 130H86V129ZM115 129L116 130V132H115V130L113 131L112 129ZM202 128H204V129H202ZM212 128H213V130H212ZM217 128V129H216ZM221 130V131H219V129ZM227 128V129H226ZM9 129H11L12 130V132H11V130H9ZM60 129V130H59ZM63 129H65V130H63ZM82 129H84V130H86L87 131V134L89 133L88 131H92V132H90L89 133V135L90 134H92L91 136H93V137H91V136H89V135H87V134H85L86 133V131H84V130H82ZM98 129V130H99ZM231 129V130H230ZM234 129V130H233ZM70 130H72V131H70ZM185 130V131H184ZM229 130H230V133H229ZM234 131V133H233V131ZM14 131H15V136L12 134V133H14ZM53 131V132H52ZM95 131V130H94ZM103 131V132H102ZM119 131V132H118ZM123 131V130H122ZM189 131V132H188ZM237 131V132H236ZM20 132L22 133L20 136H19V134H20ZM25 132V133H24ZM59 132V133H58ZM61 132V133H60ZM79 132V133H78ZM105 132V133H104ZM119 134H118V133ZM183 132V133H182ZM209 132V133H208ZM213 132V133H212ZM221 132H222V134H221ZM58 133V134H57ZM68 133V134H67ZM71 133V134H70ZM73 133V134H72ZM75 133V134H74ZM117 134V135H115V134ZM205 133V134H204ZM208 133V134H207ZM217 133V134H216ZM233 133V134H232ZM244 133V134H243ZM8 134H9V132H8ZM28 136H27V135ZM65 135V136H63V135ZM84 134H85V136H84ZM107 134V135H106ZM207 134V135H206ZM214 134V135H213ZM219 134V135H218ZM239 134V135H238ZM242 134V135H241ZM10 135V134H9ZM31 135V134H30ZM61 135V136H60ZM69 135V136H68ZM71 135V136H70ZM75 135V136H74ZM77 135V136H76ZM79 135V136H78ZM208 135H210V136H208ZM230 137H229V136ZM6 136V137H5ZM51 136H49L50 138L49 139H51L52 140V142H53V139L51 138ZM89 136V137H88ZM94 136L96 137V138H94ZM104 137V139H103V137ZM107 136V139H105V137ZM117 136V137H116ZM181 136V137H180ZM233 136V137H232ZM244 136V137H243ZM247 136H249V137H247ZM23 137V138H22ZM60 137H62V138H60ZM71 137V138H70ZM176 137H177V140L178 141H176ZM181 138L180 140H179V138ZM211 137V138H210ZM221 137H222V141L220 140L221 139ZM235 137V138H234ZM12 138L14 139L15 138V142H13L14 140H12ZM17 138H19V139H17ZM29 138V139H28ZM85 138V139H84ZM88 138H89V140H88ZM93 138H94V140H93ZM98 138V139H97ZM187 138V139H186ZM209 138V139H208ZM215 140H214V139ZM225 138H227V139H225ZM246 140H245V139ZM87 139V140H86ZM95 139H97V140H95ZM103 142V143H105V144H107V145H105V144H103L100 140ZM103 139V140H102ZM118 139V140H117ZM207 139V140H206ZM211 139V140H210ZM223 139H225V140H223ZM240 139V140H239ZM248 139H249V141H248ZM4 140V139H3ZM23 140V141H22ZM26 140V141H25ZM61 140V141H60ZM72 140V141H71ZM93 140V141H92ZM99 140V141H98ZM184 140H185V142H184ZM210 140V141H209ZM213 140V141H212ZM235 140V141H234ZM241 140H242V142H241ZM19 141V142H18ZM22 141V142H21ZM30 141V144L28 143ZM65 141L67 142H70V144L67 142V143H65ZM75 141V142H74ZM82 141V142H81ZM83 141H85V142H83ZM88 141V142H87ZM93 142V144H92V142ZM97 141V142H96ZM119 141V142H118ZM181 141V142H180ZM208 141L210 142L209 144H208ZM211 141H212V144H211ZM218 141V142H217ZM227 141V142H226ZM229 141H231V142H229ZM233 141V142H232ZM244 141V142H243ZM3 142V143H2ZM14 143L13 145L11 144V143ZM16 142H17V144H18V146L20 147V149L22 148V150H24V151H20L19 150V147L16 145ZM24 142V143H23ZM73 144H72V143ZM91 142V143H90ZM98 142H100V143H98ZM179 142V143H178ZM188 142V143H187ZM199 142V144L197 145V143ZM203 142H204V145H203ZM250 142V143H249ZM6 145H5V144ZM21 143V144H20ZM60 143V144H59ZM80 145H79V144ZM90 143V144H89ZM216 143V144H215ZM222 143H224V144H222ZM226 143V144H225ZM243 143V144H242ZM247 143V144H246ZM33 144V143H32ZM74 144H76V145H74ZM85 144H88V146L90 147V148H88V146L87 145H85ZM98 144V145H97ZM102 144H103V146H104V148H103V146H102ZM112 144V145H111ZM118 144H121V146H119ZM178 144V145H177ZM214 144V145H213ZM230 146H229V145ZM234 144H236V145H234ZM29 145V146H28ZM44 145V146H43ZM81 145H85V147L88 149V150H91V151H88V150H86V148L84 149V150H81L82 149V147L83 146H81ZM93 145V146H92ZM99 146V145H101V146H99L98 148L97 147H95V146ZM118 145V146H117ZM182 145V146H181ZM188 145V146H187ZM195 145H197V146H195ZM200 145H201V147H200ZM207 146V148H206V146ZM210 145V146H209ZM213 145V146H212ZM217 145V146H216ZM223 145L225 146V148L223 147ZM232 145V146H231ZM240 145H244V146H240ZM249 145H251V146H249ZM12 147V148H10V147ZM18 147V148H16V147ZM23 146H24V148H23ZM28 147H30V149H32L31 151L29 150V148H28V151H27V148ZM62 146V147H61ZM75 146H77V147H75ZM110 148H109V147ZM123 146V149H124V153H126V154H124V153H122V147ZM186 148H185V147ZM192 146V147H191ZM195 146V147H194ZM216 146V147H215ZM237 146V147H236ZM35 147V148H34ZM42 147V148H41ZM58 147V148H57ZM80 147H81V149H80ZM93 147V148H92ZM94 147L95 148H97V150L95 149L94 150ZM106 147H107V149H106ZM118 147V148H117ZM119 147L121 148L120 150H121V152L119 151V153H117L118 152V150H119ZM180 147V148H179ZM194 147V148H193ZM206 148V150H205V153L203 152H201L202 154H199V155H197L196 154V156H194V154H192L193 152H194V150L195 149H197V148ZM210 147V150L208 149ZM221 147H223V148H221ZM250 147H252L251 149H250ZM10 148V149H9ZM25 148H26V150H25ZM39 148H41V149H39ZM62 148H64V149H62ZM67 150H66V149ZM78 148H79V151L81 152H79L78 151ZM203 148V149H204ZM215 148V149H214ZM238 148H239V150H238ZM242 148V149H241ZM244 148V149H243ZM248 150H247V149ZM8 149V150H7ZM12 149V150H11ZM16 149V151H18L19 152V154H18V152H12V154L10 153V156H12V155H14V156H12V158H8L7 157V159H9V160H4V158H6L5 157V155L7 154V155H9V153H7V152H9L10 150L11 151H13V150H15ZM35 149L37 150V152H35ZM39 149V150H38ZM106 149V150H105ZM118 149V150H117ZM180 149H182L180 152H182V153H180L179 152V150ZM194 149V150H193ZM221 149V150H220ZM230 150V152L233 150V151H237L235 154H237V156H238V158H237V156L234 154V155H231V153L230 152H228L227 153V150ZM258 149V148H257ZM7 150V152L5 153V151ZM45 152H43V151ZM63 150V151H62ZM102 152L101 153V155H106V154H108V155H112V153H114L113 155H114V157L113 156H111V158L113 159V161H118V162H114V164H112L111 162H109L108 160H110V161H112V159L110 158V156H100V155H97L95 152ZM101 150V151H100ZM176 150V151H175ZM187 150H189V152L187 151ZM208 150V151H207ZM215 150H218V152L217 151H215ZM228 150V151H229ZM44 153V155L41 153ZM69 151H70V153H72L71 155H70V153H69ZM84 151L86 152V153H88L87 154V156L85 155V153H84ZM104 151V152H103ZM106 151V152H105ZM111 151H112V153H111ZM116 151V152H115ZM174 151V152H173ZM184 151V152H183ZM226 151V152H225ZM232 151V152H233ZM254 151V152H253ZM41 153V156H39L40 154H38V157L39 158H34V157H37L36 155H33L34 153ZM56 152H57V154H56ZM64 152V153H63ZM92 152H94V154H92ZM111 154H110V153ZM210 152H211V155H214L213 157L212 156H210ZM216 152V153H215ZM221 152H222V154H221ZM223 152H224V155H223ZM1 153V152H0ZM15 153H16V155H15ZM68 153V154H67ZM83 153V154H82ZM89 153H91L90 155L93 157V158H95V156L99 159L100 157L102 158H100V160H98L97 158L95 159V160H91L90 158H91V156L89 155ZM99 153V154H100ZM106 153V154H105ZM117 153V154H116ZM175 153V154H174ZM213 153V154H212ZM218 153H220V154H218ZM253 155H252V154ZM24 154V153H23ZM23 154H21V155H23ZM61 154V155H60ZM64 154V155H63ZM66 154V155H65ZM96 154V155H95ZM120 154V155H119ZM121 154H122V156H121ZM177 154V155H176ZM191 154H192V158H190L191 157ZM204 154V155H203ZM209 155V156H207V155ZM228 154H230L231 156H229ZM241 154V155H240ZM257 154V155H256ZM6 155V156H7ZM69 156V158H68V156ZM76 155V156H75ZM82 155V156H81ZM83 155H85L84 157H83ZM89 155V156H88ZM94 155V156H93ZM124 155V156H123ZM125 155H127V160H125V158H126V156ZM171 155H172V157L173 158H171ZM202 155V156H201ZM216 155V156H215ZM219 155V156H218ZM225 156V157H223V158H221V156ZM226 155H227V158H226ZM244 155V156H243ZM260 155V154H259ZM24 156V155H23ZM61 156H63V157H61ZM71 156H72V158H71ZM118 156H119V158H118ZM207 156V157H206ZM253 156V157H252ZM14 157H17V158H14ZM19 157V158H18ZM43 157H45V159L46 160H44V158ZM60 157H61V159H60ZM74 157V158H73ZM81 157V158H80ZM87 157H89V159L90 160H88L87 159ZM103 157H104V159H103ZM117 157V158H116ZM194 157V158H193ZM199 157V159H197ZM202 158V160H201V158ZM205 157V158H204ZM209 157V158H208ZM211 157V158H210ZM216 157V158H215ZM217 157H219V158H217ZM241 157H243V159L242 160H244V161H241L240 159H241ZM66 158V159H65ZM71 158V159H70ZM78 160H77V159ZM116 160H115V159ZM195 158H196V160H197V162H196V160H195ZM234 158H236V159H234ZM240 158V159H239ZM251 158H249V160H251ZM12 159V160H11ZM17 159H18V161H17ZM37 159H38V161H37ZM68 159V160H67ZM74 159H75V162H74ZM80 159H86L85 161H83L82 160V162H81V160ZM186 159V160H185ZM208 161H207V160ZM215 159V160H214ZM219 160V161H217V160ZM220 159H222V160H220ZM224 159H228V160H224ZM233 159H234V161H236V162H234L233 161ZM245 159H247V160H245ZM258 159V158H257ZM11 160V161H10ZM65 160V161H64ZM69 160H70V162H69ZM80 160V161H79ZM107 160V161H106ZM191 160V161H190ZM194 160V161H193ZM230 160V161H229ZM248 160V162H250ZM36 163H35V162ZM67 161H68V163H67ZM100 161V162H99ZM112 161V162H113ZM121 161V162H120ZM125 161V164L124 163H122V162H124ZM127 161V162H126ZM170 161V162H169ZM193 161V162H192ZM204 161V162H203ZM225 161V162H224ZM229 161V162H228ZM239 161L241 162V163H239ZM0 162V163H1ZM14 162V163H15ZM35 163V165H33L34 163ZM50 163L49 165H48V163ZM66 162V163H65ZM79 162H81V163H79ZM86 162V163H85ZM91 162V163H90ZM94 162V163H93ZM120 162V163H119ZM131 162V161H130ZM185 162H186V164H185ZM203 162V163H202ZM224 162V163H223ZM234 163V164H232V163ZM239 164H238V163ZM14 163H11V164H13L14 165ZM15 163V165H17ZM33 163V164H32ZM96 163V164H97ZM108 163H106V164H108ZM111 163V164H110ZM199 163H201L202 164V166H201V164H199ZM208 165H207V164ZM227 164V166H226V164ZM263 163H264V161H263ZM32 164V165H31ZM38 165V166H37ZM76 165H74V166H76ZM128 165H130L129 164V162H128V164H127V166L126 167H128ZM210 165V166H209ZM213 165V166H212ZM226 167H225V166ZM234 165V166H233ZM235 165H239L238 166V168H237V166H235ZM46 166V165H45ZM69 166V167H68ZM72 167V168H70V169H78L77 167ZM29 167H31V168H29ZM34 167V168H33ZM35 167L37 168V169H35ZM120 167H122V165L120 166ZM126 167H124L125 169H126ZM205 167V168H206ZM210 167V168H209ZM221 167H225L226 168V170L224 169L223 170V168H221ZM124 168H123V170H124ZM178 170H177V169ZM227 168L229 169V170H227ZM230 168H231V170H230ZM242 168V169H241ZM247 168V167H246ZM15 169V168H14ZM12 170L13 172H16L15 170ZM22 169V168H21ZM66 169H63V170H66ZM128 169V168H127ZM127 169L126 170H124V173H125V171H127ZM180 169H182V170H180ZM31 170H33L32 172H31ZM62 170V171H63ZM122 170V169H121ZM129 170H130V168H129ZM169 170V171H168ZM173 170H175V171H173ZM185 170H187V171H185ZM191 170V171H190ZM223 170V171H222ZM241 170V171H240ZM46 171H47V169L46 168H44V175H43V178H42V182L40 183V184H44V185H50V183H52L53 184V179L52 178H48V172L46 173ZM190 171V172H189ZM233 171V172H232ZM31 172V173H30ZM123 172V171H122ZM128 172V171H127ZM129 172H131V170L129 171ZM128 172V173H129ZM232 172V173H231ZM262 172L264 173V169L262 170ZM261 172V173H262ZM30 173V174H29ZM92 173V171H90V173H88V175H89V177H90V174ZM95 171L93 172V177L94 176H96L97 175V172L95 173ZM128 173H125V174H128ZM168 173V174H169ZM228 173H231V174H228ZM218 174H219V172H218ZM238 176V178H237V176ZM0 175L2 176L3 175V173L1 174L0 173ZM222 175V176H221ZM234 175V176H233ZM240 175V176H239ZM1 176H0V178H1ZM8 177V174L7 173H4V175H3V177ZM46 176H47V179L48 180H46L45 182H47V183H49V184H47V183H43L44 181L43 180H45L46 179ZM262 178L260 179L261 181V184L263 185L264 184V175L262 174ZM30 177V176H29ZM28 177V178H29ZM31 177H32V175H31ZM261 177V176H260ZM259 177V178H260ZM228 178V179H227ZM234 178H235V180L237 179V181L236 182H233V180H234ZM4 179V178H3ZM50 179H52V181L50 180ZM229 179H231V183L232 184H229V185H233L234 183L236 184V186L235 185H233V186H229L227 183H228V181H229ZM212 180H209V181H212ZM225 180V181H224ZM243 181V180H242ZM61 182V184L62 183H64L63 184V186H61V187H64V185H66L65 184V181L63 182V181H60ZM60 182H59V184H60ZM97 182L99 183V182H101V183H104V182H102L101 180L100 181H98L97 180ZM96 182V183H97ZM130 182V181H129ZM132 182V181H131ZM225 182H226V184H225ZM229 182V183H230ZM100 183V184H101ZM108 183H109V185H112L113 184V186H111L110 188L111 189H109V187H108V189L109 190H112L113 191V189H114V191H115V189H116V198H115V192H114V195L113 196H111V195H108L106 192L105 193H102L101 191H106L105 189V187H107L106 185H108ZM108 183H104V184H102L101 185V187L100 188H103L104 187V189H99V186L98 185H95L96 187H94V186H91V188L92 187H94L96 190H98V192L97 191H94L95 189L94 188H92V191L90 190V192H91V195L93 196H91L90 194H88V196H87V193L85 192L84 193V191H83V193L85 194V197H88V199L91 201L92 199H93V201H96L95 203H97L98 201H102V202H105L104 200H99V199H105L104 197H107V200L109 199L108 197H110V198H114V199H112V200H115V199H117L118 197H119V199H117L116 200V202L114 201V203L115 204H117V203H120V204H117V205H122L121 207H120V212H123V218H122V220L120 219V221H117V219H113L114 220V224H115V227H116V229H117V231H121L122 232V228L123 227H121L120 229H119V227L120 226H124V228H125V226L127 225V221H128V218H129V216L128 215H130V213L132 212V209L134 208V207H132L133 205V201H131V200H133V196H134V194H133V192L135 191V190H137V184H136V188L135 187H133V185H134V182H132L133 183V185H131L133 188H135V190L133 189V192H131V190H132V188L130 187V186H128V184H127V186H126V188H127V190H130V191H127V190H125V187H120L121 186V184H119L118 182V185H117V183H116V185L118 186H116L114 183V181H111V183L110 182H108ZM136 183V182H135ZM224 183V184H223ZM55 184L57 185V183L56 182H54V186L52 185H50L51 187H54L53 189H56L57 191L59 190H61V188H59L58 187V185H57V187H55ZM60 184V185H61ZM95 183H93L92 182V185H94ZM99 184V185H100ZM218 184V185H219ZM243 184H245V182H243L242 183V186H243ZM105 185V186H104ZM116 187H115V186ZM130 185V184H129ZM225 187H224V186ZM67 186L68 185H66V188H65V190L67 191V189H69V188H67ZM157 186H159L158 188L160 189H158L157 187H155L156 189V191H155V193H154V197H155V201H154V203L155 202H157L160 198H162V199H164L166 196H165V194H166V192H167V195L169 196V198L167 199V200H173L174 198L173 197H171V196H173L174 194H173V192H172V190L170 191L169 189H171V188H169L168 186L166 187V185L163 187V185L162 184H158ZM235 186V187H234ZM249 186V185H248ZM264 186V185H263ZM113 187H115V188H113ZM120 187V188H119ZM128 187H130V189L128 188ZM229 187L230 189H227V188ZM245 187H247L246 189H245ZM90 188V189H91ZM122 188V189H121ZM169 188V189H168ZM204 188V189H205ZM234 188H235V190H234ZM238 188H240V189H238ZM94 189V190H93ZM107 189V191H109ZM119 189V190H118ZM125 190V193H123L121 190ZM166 189V190H165ZM205 189V190H206ZM158 190V191H157ZM162 190V191H161ZM168 190V191H167ZM231 190V191H230ZM58 191V192H59ZM62 191H63V193H67V192H65L64 191V188H62ZM61 191V192H62ZM100 191V192H99ZM112 191H111V193H112ZM119 191H121L124 195H121L122 193L121 192H119ZM164 191V192H163ZM227 191L229 192V193H227ZM237 191V192H236ZM239 191V192H238ZM241 191H243V193L241 194ZM246 191H248V192H246ZM95 192V193H94ZM98 193V195H97V193ZM119 192V193H118ZM136 192V191H135ZM134 192V193H135ZM170 192V193H169ZM209 192H211L210 194H209ZM231 192H233L234 193V195H232V194H230ZM236 192V193H235ZM60 193V192H59ZM101 193V194H100ZM109 194H110V192H108ZM159 193H161L160 195H159ZM169 193V194H168ZM208 193V194H207ZM213 193V194H212ZM225 193V194H224ZM227 193V194H226ZM245 193H246V195H245ZM62 194V193H61ZM83 194V195H84ZM119 196H118V195ZM236 194H237V196H236ZM240 194V195H239ZM65 195V194H64ZM92 197H90V196ZM100 195H104L103 197H100ZM106 195V196H105ZM108 195V196H107ZM132 197H131V196ZM162 195H164V196H162ZM182 196H183V194H181ZM205 195H207V196H205ZM221 195V196H220ZM224 195V196H223ZM230 195H231V199H232V196H233V200L231 201V199H230ZM248 195H250V196H248ZM96 196H98L99 198H96ZM121 196V197H120ZM123 196V197H122ZM127 198H129V196L131 197V199L129 200V199H127ZM160 196H162V197H160ZM186 196V195H185ZM185 196H183V197H185ZM220 196V197H219ZM241 196V197H240ZM95 197V198H94ZM157 197V198H156ZM189 197V198H188ZM236 197H238V198H236ZM240 197V198H239ZM243 197V198H242ZM246 197H247V200H246ZM251 197V198H250ZM256 197V198H255ZM121 198H123V199H121ZM159 198V199H158ZM255 198V199H254ZM96 199V200H95ZM98 199V200H97ZM125 199V200H124ZM166 199V198H165ZM181 199L183 200L184 198H182L181 197ZM222 199V198H221ZM227 199V200H228ZM238 199V200H237ZM252 199H253V201H252ZM111 199L110 200H108L107 202H113ZM118 200H123V204L121 203V201H118ZM127 200V201H126ZM235 200V201H234ZM237 200V201H236ZM92 201V202H93ZM131 201V202H130ZM194 201L196 202L195 204H194ZM206 201V202H205ZM241 201V204L239 203ZM243 201H246L245 203L243 202ZM250 201V202H249ZM124 202H126V204L124 203ZM243 202V203H242ZM249 202V203H248ZM94 203V202H93ZM106 203V202H105ZM131 203V204H130ZM184 203V202H183ZM203 203H204V205H203ZM205 203H206V206H205ZM236 203V204H235ZM238 203V204H237ZM253 203V204H252ZM255 203H257V204H255ZM128 204V205H127ZM200 204H202V205H200ZM240 204V206L239 207H237V205H239ZM127 205V206H126ZM129 205H132L131 207L132 208H130V206ZM205 208V210H204V208ZM243 206V207H242ZM119 207V206H118ZM160 207H162V206H160ZM259 207V208H258ZM128 208H129V210L130 211H128ZM191 208H192V210H191ZM247 208H249V209H247ZM255 208V209H254ZM263 208V209H262ZM123 209L126 211H123ZM160 209H161V212H160ZM210 210V211H209ZM257 210V211H256ZM245 211H246V213H245ZM157 212H158V214H157V216H160L162 213H163V210H162V208H158L157 207ZM156 212V213H157ZM191 212H189L190 214H191ZM262 212V213H261ZM125 213H127V214H125ZM159 213H161V214H159ZM199 213V214H198ZM206 215H205V214ZM248 217V216H250V218L248 217V218H246L245 217V215ZM249 214V215H248ZM199 216V219H198V217L197 216ZM208 215V216H207ZM128 216V217H127ZM161 216H163V214L161 215ZM203 216V220L201 219V217ZM263 216V217H262ZM205 217V218H204ZM121 218V217H120ZM124 219V220H123ZM156 219H158V220H163L164 221V223H163V221H161V223L159 222V221H157ZM202 221H201V220ZM206 219V220H205ZM210 219V220H209ZM246 219V220H245ZM250 221H249V220ZM116 220V221H115ZM176 220L178 221V222H176ZM211 220H212V222H211ZM123 221H124V223H123ZM157 223H156V222ZM198 221V222H197ZM200 221V222H199ZM214 221V222H213ZM217 221V222H216ZM203 222V223H202ZM209 222V223H208ZM122 223V224H121ZM160 223V225H159V227H156V225L157 224H159ZM198 223H199V225H198ZM202 223V224H201ZM214 223H216V224H214ZM219 223V224H218ZM164 224V225H163ZM206 224V225H205ZM213 224V225H212ZM218 224V225H217ZM246 226H244V225ZM201 225V226H200ZM203 225V226H202ZM215 225V226H214ZM237 225H239V226H237ZM217 226V227H216ZM220 226V228H218ZM246 228H244V227ZM161 227V228H160ZM163 227V228H162ZM178 227V228H177ZM206 227V228H205ZM124 228H123V230H124ZM158 228V229H157ZM188 228H190V230H191V232L192 231H194L195 233L194 234H192V233H190V231H189V234L187 233L188 231L187 230H189ZM216 228V229H215ZM242 228H243V230H242ZM159 229H161V230H159ZM163 229H165V230H163ZM172 231H171V230ZM225 229V230H224ZM236 229H238V230H236ZM180 230V231H179ZM198 230V231H197ZM201 230V231H200ZM242 230V231H241ZM116 231V232H117ZM160 231V232H159ZM171 231V232H170ZM176 231V232H175ZM186 231V232H185ZM204 231V232H203ZM218 231V232H217ZM222 231V232H221ZM244 231V232H243ZM158 232V233H157ZM178 232L180 233V234H178ZM208 233V235H207V233ZM216 232V233H215ZM237 232L239 233L238 235H237ZM255 232V233H254ZM159 233H161V234H159ZM164 233V234H163ZM165 233H167L168 235H166ZM206 233V234H205ZM217 233H218V235H217ZM244 235H243V234ZM175 234V235H174ZM177 234V235H176ZM184 234H186L185 236H184ZM199 235V236H193V235ZM232 234V235H231ZM233 234L235 235L236 234V238L238 237V239H234L233 237H235V236H233ZM123 235V234H122ZM153 235V236H152ZM154 235H155V240L157 241V239L156 238H158V237H160L161 239H163V236H164V239L163 240H161V239H159L158 238V241L159 240H161V241H159V242H156V241H154V239L152 240V238L154 237ZM173 235H174V237H173ZM179 235H180V237L181 238H179ZM229 237H228V236ZM243 235V236H242ZM156 236H158V237H156ZM167 236H169V237H167ZM202 238H201V237ZM233 236V237H232ZM242 236V237H241ZM123 237H125V236H123ZM152 237V238H151ZM176 237V238H175ZM187 237V238H186ZM197 237V238H196ZM198 237H199V239H198ZM209 237V238H208ZM214 237L216 238V239H214ZM230 237H231V240H230V242H229V239H230ZM174 238H175V240H174ZM213 238V239H212ZM18 239H20V242L19 241H17L16 243H15V246H17V247H15L14 248V253H13V256L10 258V262H9V260H7V258H6V256H2V263L4 262V264H15V262H16V264H59V263H61V264H82L80 261H78L76 258V260L74 259V256H75V251H73V254H72V256L73 257H70V254H68L67 253V251H66V249H64V248H66L65 246H63V244H58V245H56V248H55V245H54V249L52 248L53 246H44V249H43V247H41L40 245L39 246H37V248L36 249H38V251L36 250L35 252H32L29 248H28V246H27V244L25 243V241L23 240V238H18ZM21 239H22V241H21ZM173 239V240H172ZM178 240V242H177V240ZM196 239V240H195ZM205 239V240H204ZM210 239V240H209ZM233 239V240H232ZM258 239V240H257ZM199 240V241H198ZM235 240V241H234ZM236 240H238V243H236L237 241ZM125 241V240H124ZM146 241V242H145ZM150 243H149V242ZM152 241H154V243L152 242ZM195 241V242H194ZM218 241V242H217ZM234 241V242H233ZM19 242V244H17ZM22 242H23V244H22ZM147 243L148 242V244H145V243ZM161 242V243H160ZM166 242V243H165ZM202 242V243H201ZM20 243H21V245H20ZM185 246V249L187 250H185L184 252H182V250H181V246H183L182 244ZM186 243V244H185ZM192 243V244H191ZM195 243V244H194ZM232 243H234V244H232ZM26 244V245H25ZM152 244L155 246L156 244H158V245H156L155 246V249L157 248V250H155L154 249V247L152 246ZM229 244V245H228ZM243 244V245H242ZM20 245V246H19ZM63 246V248H61L62 246ZM202 245V247L204 246L205 247V245H207L205 248L203 247H200V246ZM231 245V246H230ZM233 245V246H232ZM239 245V246H238ZM21 246H23V247H21ZM59 246V247H58ZM150 246H152V247H150ZM158 246V247H157ZM161 246H163V247H161ZM180 246V247H179ZM194 246V247H193ZM196 246V247H195ZM237 246V247H236ZM43 249V251L42 250H40L41 248ZM49 247V248H48ZM78 246H75V248H77ZM165 247H166V249H165ZM170 247V248H169ZM224 247V248H223ZM229 247H230V249H229ZM40 248V249H39ZM46 248V249H45ZM115 248L117 249H119V250H123L121 247H119L118 245L117 246H115ZM143 248V247H142ZM162 248V249H161ZM200 248V249H199ZM236 248V249H235ZM55 249H57L56 251H55ZM86 249H91V248H86ZM168 249V250H167ZM208 250V251H205V250ZM46 252H45V251ZM48 250V251H47ZM50 250H53V251H50ZM60 250H61V252H60ZM73 250H75V249H73ZM119 250H118V252H119ZM196 250H198V251H196ZM202 250V251H201ZM229 250V251H228ZM235 250V251H234ZM65 251H66V253H65ZM159 251H161V252H159ZM163 251H164V253H163ZM190 252V255L188 254L189 252ZM195 251L197 252V255H196V253H195ZM225 251V252H224ZM232 251V252H231ZM238 251V252H237ZM247 251V252H246ZM16 252V253H15ZM20 252V253H19ZM57 252V253H56ZM165 252H166V254H168V253H170V254H168V255H166L165 254ZM200 252V253H199ZM202 252V253H201ZM206 252V253H205ZM224 252V253H223ZM245 252V253H244ZM249 252V253H248ZM19 253V254H18ZM33 255H32V254ZM45 253V254H44ZM50 253V254H49ZM59 253V254H58ZM61 253V254H60ZM66 255H65V254ZM158 253H162L161 255H159ZM185 253V254H184ZM208 253V254H207ZM231 253H233L234 255L233 256H230V254ZM239 253V254H238ZM244 253V254H243ZM15 254V255H14ZM21 254H22V256H21ZM35 254V255H34ZM41 254V255H40ZM120 254V255H119ZM118 255H116V257L117 256H120L119 258L117 257H113V259L111 260V264H121V263H124V264H128V262H126L127 260L125 259L126 257L124 256V254H122V253H119ZM125 257H122V255ZM156 254V255H155ZM207 254V255H206ZM223 254V255H222ZM26 255V256H25ZM28 255H29V257H28ZM59 255H61V256H59ZM153 255H151V256H153ZM181 255V256H180ZM185 255H187V256H185ZM189 255V256H188ZM199 255V256H198ZM243 257H242V256ZM246 255H248V256H246ZM34 256V258L33 259H31L32 257ZM43 256H44V258H43ZM46 256V257H45ZM66 257V258H63V257ZM169 256V257H168ZM204 256V257H203ZM209 256V257H208ZM240 256V257H239ZM16 257V258H15ZM19 257V258H18ZM21 257V258H20ZM25 257V258H24ZM54 257V258H53ZM177 259H176V258ZM179 257H181V258H179ZM200 257V258H199ZM201 257H203V259L201 258ZM229 257V258H228ZM236 259H235V258ZM241 257H242V259H241ZM27 258V259H26ZM48 258V259H47ZM52 258V259H51ZM56 258V259H55ZM58 258H61L60 260H58ZM63 258V259H62ZM69 258V259H68ZM74 259V260H71V261H69L70 259ZM122 258H123V260H122ZM172 260H171V259ZM176 260H175V259ZM184 258V259H183ZM199 258V259H198ZM208 258V260L207 261H205L206 259ZM231 258V259H230ZM4 259H5V261L7 262H5L4 261ZM17 259V260H16ZM24 259V260H23ZM65 259L66 260H68V261H65ZM174 259V260H173ZM180 259V260H179ZM212 259H214V260H212ZM232 259H235V260H232ZM28 260V261H27ZM40 260V261H39ZM48 260V261H47ZM55 260V261H54ZM62 260V262H60ZM115 260V261H114ZM121 262H120V261ZM179 260V261H178ZM183 260V261H182ZM200 260H202V261H200ZM240 260V261H239ZM22 261H23V263H22ZM43 261V262H42ZM172 261V262H171ZM189 261V262H188ZM197 261V262H196ZM209 261H211L212 263H210ZM243 261V263H241ZM9 262V263H8ZM45 262H47V263H45ZM59 262V263H58ZM66 262V263H65ZM68 262V263H67ZM178 262V263H177ZM191 262V263H190ZM248 262V263H247Z\"/></svg>",
  "mask_w": 264,
  "mask_h": 264
}]
</instances>
